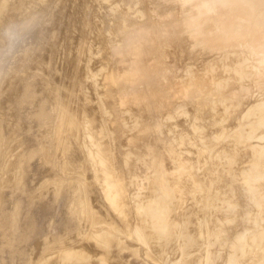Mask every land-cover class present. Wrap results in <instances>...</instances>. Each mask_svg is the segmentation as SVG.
<instances>
[{
    "label": "rangeland",
    "instance_id": "obj_1",
    "mask_svg": "<svg viewBox=\"0 0 264 264\" xmlns=\"http://www.w3.org/2000/svg\"><path fill=\"white\" fill-rule=\"evenodd\" d=\"M5 1H8L6 4H10V2H9V0H5ZM10 1H12L11 2V6H10V8L11 7H13L14 8V6H16V5H18L16 8H14L12 11H13V14H14V12H15V10H18V12L16 11L15 13H17V14H14L15 16H14V18H12V17H10V14H12V11L10 10V8H8V6H4L5 8H7L6 10H9L8 12H6V13H3V14H1L0 15V17H2L3 19H6V17L4 16V14L5 15H7V13L9 14V16H8V18L7 19H10L9 20V22L10 23H4V22H8V20L6 19V20H3L2 18H0V19H2V21L3 22H0V24L2 25V27L3 28H1L0 29V34H1V37L0 38H2V39H0V141H1V145L0 146H2L3 147V149H2V151L0 152V228L2 227V225L4 226V224H5V222H6V220H7V223H6V226H4V229H3V227L0 229V243H2V241H3V244H2V248H1V244H0V264H32V262H33V264H60V257L58 256L60 253H62V252H64V251H62V250H64L63 248H65L66 250L68 249V246L70 247V246H72L73 247V250H76V249H79L80 247L79 246H81V244H83L84 245V242L86 241V240H88V238L89 237H87L86 235H85V233H87L88 232V230H90V229H92L93 230V228L95 227L96 228V225H98L97 226V228L98 227H101L102 225L103 226H105V227H103V228H98L97 229V232H88L87 234L88 235H90V236H92L93 234H95V235H97V234H99L100 232H102V231H105L106 232V230H104V228H107L108 229V227H110L109 228V230H111L112 229V227H113V229H114V232H116V233H114L113 232V229L111 230V232H113V234H115L114 235V237L115 238H117V239H119V237H120V239L119 240H121L122 242H124V243H118L119 244V246H118V244H116V246H118V247H112L113 245H111L110 247H109V249L107 250V251H109V253H107V251H106V253L108 254V255H105V257H107V256H110L109 254H111L112 252H113V254L109 257V259L110 260H106V259H108V258H104V260L107 262V264H121V262L120 263H118L119 261H121V260H123V261H125V262H123V263H127L128 264V261H129V259L128 258H131L130 260L132 261H129V264L130 263H139V264H141V263H143V264H184L187 260H189V264H204V263H208V264H264V208L263 209H261V206H259V208H255L256 209V211H259V212H257L258 214H254L253 212H256V211H254V209H253V207L254 206H258V205H254L253 206V204L256 202V199L258 198L259 199V195H261V194H259V193H255L254 195H257V194H259L257 197L256 196H249V192H248V189L246 188V186H244L243 184L244 183H239L238 184V178H239V176L237 177V175H236V173H233V171H234V169H235V167L237 168V166H239L240 164H239V162L241 161V163L243 164L244 163V165L246 164V162H244V161H247L248 159V161H247V164L248 163H250V161H253V152H250V151H253V149H246L247 147L248 148H251V146H252V144L254 143V146L255 147H258V146H264V137L263 138H261V137H259L260 135H263L264 136V124L262 125V126H260V127H258L253 133L251 132V131H249L250 129H247V132L248 133H251L252 135H246V134H248V133H246V132H244L243 130H245V127H244V129H242L241 128V125H239V121L242 123V122H245V120H244V118H242L243 116H242V114H244L249 108H251L252 109V107L253 106H255V105H257V104H264V68H257L259 65V63H260V60L258 59V58H256L254 55H253V53H252V51H251V48H247L245 45H242V44H239V45H241V46H239V45H237L236 47H233V48H227V49H225V50H227L226 52H227V55L230 53V54H233V55H235L236 56V58H239L240 60H241V58L242 57H247V58H245L246 60H243V61H246L245 63H246V66L247 65H249V67H250V69H251V71H254V72H250L249 71V67L247 66L246 68H247V75L244 77V79H242L244 82H242L241 84H242V86H243V89H242V93L244 94L245 93V95H242L241 93V95L242 96H240V98H239V100H238V102H237V104L235 105V107H233V108H231L230 110H229V113H228V115L226 114V112H225V117L226 118H224L225 119V121H223V118L220 120L222 123L220 124V126L221 127H219V126H211V125H209V118H208V122L205 124V120H207V119H203L204 121L202 122L203 124H205L204 126L205 127H207L206 129H205V132H207V136H206V138L204 137V138H202L201 136L203 135H205V133H204V131H203V133L204 134H199L200 135V137L201 138H197L198 136V134H196V135H194V138H193V140L196 138V139H198V140H195L196 142L197 141H199V139H200V141H202L203 143H204V140H202V139H208L207 137L209 136V134H210V132H211V134L213 135L214 134V136L213 137H215V135H217V133L219 134L218 136H219V139H218V137L216 138H213V137H211L210 138V140L208 141L209 143H207L206 142V140H205V143L207 144V145H209V144H211V145H209V146H206V144L204 143V144H201L200 146H204V147H210V148H202L201 149V147L199 146V147H197L196 145H198V143H196L195 141H192L191 142V139H190V141H188L189 139L188 138H190V137H188V138H185L186 136H189L188 135V131H186V130H181V128H180V126H177L178 124H181L182 125V121L183 120H185V119H187V118H185L184 119V117H189V116H187V115H190V117L192 116V112H196V109L192 106V104L195 106V100H197V98H195L192 102L190 101V99H187V101H189V102H191L192 104H191V107L189 106L190 105V103H188L189 105H185V104H183V105H185V107H187L186 109H188V110H190L191 112H190V114H187V113H189V111L187 112V111H183V110H185V109H182V108H184V106H182V104H180V103H178V102H180V101H183V100H181L180 99V97H178L179 98V100H177L178 102H175L176 100H175V98H176V96H177V94L178 93H176V95H173V97L175 96V98L173 99V100H175V101H169L168 102V99H170V94L168 95V99H167V101H166V103H169L168 105L169 106H171V104H175L174 106L175 107H177V106H179V104H180V106L179 107H177V108H175V107H173V105L171 106V107H169L167 104H165V106H167V108H171V112L169 113L168 111H166L167 110V108H164V109H166L165 111H162L161 109V111L160 110H157V112H156V118L154 117L153 119H157L158 118V114H161L162 112V117H163V120H164V117H166V114H167V118H165V120L167 121L168 120V115L170 116L169 118V120L171 121V122H176L175 123V125H174V123L172 124L169 120V123H167V124H169V125H171L172 124V128L174 127V129L172 130L171 128H169V126L167 125V124H165V125H167L168 126V128L169 129H167V127L165 126V125H163L164 123H162V122H160V123H162V125L161 126H165V128H164V131H163V129H161L163 132H165V130L167 129V133L169 134L168 136L170 137V133H175L176 135V137L172 134V138H179V140L178 139H176V140H171V141H178V142H182V140H185L184 142H186L187 143V141H188V145H189V143H190V145L188 146L187 144H181L182 146H178V148L176 147V149H173V151L177 154V153H179L180 151H182L183 150V152H180L181 154L182 153H185L186 152V154H188V152H189V154L188 155H186V154H184V155H186V156H183L184 158L186 157V158H189L190 159V162L191 163H193L192 165H190L191 163H189L188 164V162L187 163H185L184 162V160L185 161H187L188 159H184V158H182L181 156H180V154H177L178 156H180L177 160H180V162L179 161H176L175 160V158H176V155H175V153H174V157L172 158V156L170 157V159H169V162H171L172 161V159L175 161V162H178V163H180L181 164V168L183 169V170H185V166L187 167V165H188V167L186 168V170H188V172H185V171H182L181 170V168L179 169L178 168V172L180 173L179 175H181V171L183 172L182 174H183V177H181V178H184V177H186V176H188V177H190L189 178V180L191 179V178H193L194 179V177L196 176L195 174H196V172H200V171H202V172H204V168H203V166L202 167H200V165L202 164L201 163V161L202 160H204V164H205V166H207V162H211L212 160H210V158H212L213 157V155H214V157L216 158V159H213V161L215 160L216 162H212V164L214 165L213 167L210 165L211 163H209L208 165H210V166H207V167H205V172H204V174H200V173H197V176L196 177H198V174H200V175H202V178H201V176H199L198 178H195L194 180L193 179H191L190 181L191 182H189V181H186L184 184H187V182L189 183V185H190V183H191V185H193L192 184V182H194V184L195 185H197L198 183H196L197 181H200V179H202L201 181H202V183H200V185H201V189H199L200 188V186L198 187V185H197V187L196 186H194L193 185V187H195L196 189H198V190H202V188L204 189H206L207 191L208 190H210L211 192H212V195L213 194H215L216 192H221V187L222 188H227V187H224L223 185L221 186V184H226V180H231V182H237L236 184H237V186L239 185V188H237V190L239 189V191H236V188L234 187V192H235V195L232 193L233 192V190L232 191H230V189H232V185L230 186V181L229 182H227V184L226 185H228V188H230V189H228L227 188V190L226 191H229V192H231V193H228V194H225L224 192H226V191H224L223 189H222V194L221 193H219L218 192V194H219V196H217L216 198H215V196H216V194H215V196H213L214 197V199H215V201H214V203L215 202H219V201H221V200H223V197H226L224 200H226V201H224V202H221V203H219V204H213V206L212 205H210L211 207H214V205H216L215 206V211L213 210V208H210V206L208 207L207 206V209L206 208H204V207H206V205L204 206V205H202L201 203L202 202H204V203H208L207 205H209V203L210 204H212L211 202H210V200H213V199H210L209 200V202H207L208 201V198H210V197H208L211 193L208 191H206V190H202L203 192L204 191H206V193H208L209 195H207V196H203V197H208V198H206L207 200H206V202L205 201H201L202 199H205V198H200V196L203 194V192H201V191H197V193L199 192H201L199 195V197H197L198 196V194H197V196H196V194H195V192L193 191V190H195V188H193V190L190 188L191 186H186L185 188H188V190L187 189H185L184 188V185H183V183H182V190H184V192H186V193H188V194H191V192L193 191L194 193L193 194H191L190 196H192V198H193V205L194 204H196V200H198L199 201V199H200V201L201 202H197L198 203V207L196 208V207H194V206H192L191 207V205L189 206V204H191L190 202H192V200H191V197L189 198L188 197V199H190V202H189V200L187 201V200H185V196H183L184 194H180L181 193V191H180V195L182 196V197H184V203H183V201H182V203H177V206L176 205H174V206H176V208L179 210L180 209V213H182V215L180 214V216H182V217H184L186 214L185 213H187L188 214V216H190L189 214H195V216H197V215H200V216H197V217H195V216H190V217H194V219L196 218V221L194 222V221H192V220H190V219H192V218H190V219H188L187 217H185V218H187L188 219V221H191L190 223L191 224H188L186 221V226L187 227H190V231H188V229L187 228H185L186 226H182V225H184V223H182V221H178V228H181V229H183L184 228V231L185 230H187V231H182L181 229H179L178 230V228H174L171 232H170V234L171 233H173L174 234V232L176 231L177 232V230H178V232H179V234H180V232L182 231V232H184V233H182L181 232V234L179 235L178 234V232L176 233V234H174V236L172 235V236H168L167 238H163L161 241H159V243L157 242L156 243V241H153V245H155L154 247L153 246H151V244H152V242L151 241H149L150 242V244L149 243H147V241H143L142 239H136L135 237H134V232L133 233H131V231H134L135 230V228L136 227H138V225H139V220H138V218L134 215V214H131L132 212H134V211H132V208H130L131 209V213H130V211L128 210V209H126L127 207L129 208V206H131V203H128V201H130V200H134V198L132 199V197H135V198H137L138 199V201H136L137 199H135L134 201H132V203H133V205H135V204H139V201L140 202H144V203H148V202H150L151 204H154L155 202L154 201H158V200H161L162 199V197H163V194L161 193V191H162V189H164L165 187L163 186V185H159L158 187H160V186H163L162 187V189L160 190V192H159V190H156V189H158V188H154V185L155 186H157L156 184H154L155 182L154 181H156V180H154L153 181V184H152V182L150 183L152 186H153V188H154V190H156V191H154L152 188V190L149 192V190H150V187H151V185L149 184V183H147L148 181H149V175H147V174H149V171H147L148 169H150V171L151 172H153V170H154V172L157 170V172H158V169L160 168H163V167H168V165L170 164L169 162H167V166H166V164L165 163H163V165H165V166H160L158 169H157V167H156V170H155V168H153V167H155V166H153V165H151V164H149V165H147L148 163V160H149V158L150 157H147V162L146 163H143V165L145 164V166H147L146 168H145V166L143 167L142 165H139V164H141L142 163V161H141V163H140V160L142 159L141 157H140V155L138 156V154H140V152L138 151V150H140L138 147H136V146H134V147H136V148H138V149H136V151H138V154H134L135 152H134V150H132V146L133 145H131L136 139H134V136H135V134H136V131L134 132V130H133V128H136L135 127V120H132L133 122H134V124L133 123H130L129 125H131V126H133L132 127V129H128L127 127H131V126H127V127H125L124 125H125V123H129L130 121H129V119L131 120V118H129L128 116L129 115H127V113L125 114V116H127V117H125L124 116V121L125 120H127L128 119V121L126 122H123V112H119V113H121L120 115H122V116H120L119 115V113H117L118 112V110H117V112H115V110H113V109H117V108H119V107H123V106H120L119 104H118V100H117V97L115 96V95H113V94H108V93H105V94H103L104 92H102L103 91V87H101V86H103V85H98V84H96L97 82L99 83L101 80H102V76L103 75H101V73L103 74H106L105 72L106 71H108V70H110V71H112V69H113V71H114V69L115 68H118V67H116V66H114L113 67V64H111V63H113V61H109V62H105V61H103V63L106 65V66H104V64H103V66H104V68H105V71H103V72H101L100 70H98V69H100L101 67H100V65L99 64H101L102 62L100 61V60H106L105 59V57L104 58H102L103 57V54L105 53H103L102 54V52H101V50H96L97 48H100V49H107V50H109L108 49V47L109 46H111V45H108V44H106V42L105 41H109L110 40V42H111V44H117V43H119L120 44V42H117V40H116V42H115V40H113V39H116L115 37H117L116 35L113 37L112 35H109V36H111V37H113L112 39H109V40H107V37L109 38V36H108V34H113V33H108V34H105V33H107V32H105V31H110V28L109 27H111V26H109V25H106V24H108V23H110V22H113V21H116L117 22V20L116 19H114V18H118V19H121V17H122V15L124 14V10H123V8H127L128 6H129V8H127L126 10H130L129 12H126V14H124V15H127V13L128 14H132V13H134L135 12V9H136V11H138L139 12V10H137L138 8H136V7H139L140 5L142 6H140L141 8H143V7H145V5H148V6H146L147 8H151V9H155L154 11L156 12V13H151L150 12V10L151 9H149V10H145L146 8H143V10H145L146 12H147V14H148V11H149V13H151L152 15H146V13H144V11L143 10H141V8H140V12L142 11V15L143 16H140L139 14H137V15H139V18L141 17V19H139V20H142V18H145L146 20H147V22L151 25V26H154V27H157V29H156V31H157V37H160V35H162V39H164V40H160L161 42H163V41H165V39H167L165 42H170V41H172L173 39V41L175 42V43H177V45L179 46V48H180V53L179 54H177V56L179 57L180 56V54H181V56H183V54H184V56L183 57H177V59H176V56H175V54H173V52L174 53H177L178 52V50H177V48L175 49V51H172V54H173V56H175L174 58L172 57V54H171V52H167L168 53V56H169V54H170V57H167V56H165L161 51H158V50H161V47H156V48H153V47H151V44H152V40H151V38L150 39H148V38H146V37H143L142 38V40H141V42H140V44L142 45L141 46V49H142V52L140 53V54H138L135 58H133L131 55L130 56H126L125 58H126V61H125V59H124V63L126 62V63H130L131 61H135V59H137V58H141L142 59V61L144 60V58H146V62H149V64L148 65H151V64H154L155 65V67H156V69L160 72L159 74V78L162 80V79H168V78H166V77H168V76H171V78L172 77H174L175 78V80L176 81H179L180 82V80L181 79H179V78H181V76H182V78L184 77V72L186 71V74L188 75V72L190 73V71L189 70H191V68L190 67H192L193 69H194V67L196 68V66L198 65H200V62L201 61H203V62H201V64L202 63H204V61L207 59V61H211V60H216L217 58H221V57H223V56H225V54H223V56H222V53H225V50H208L209 48H205V47H207V46H202L201 44H198V43H196V42H187L188 40H189V31H188V27L190 28V30H192V26L190 25V23L187 25V24H185V23H182L181 21L183 20L182 18H181V15L182 14H186V12L189 14V12L191 11V6H192V3H193V0H142V1H140V0H120L121 1V4L119 3V1H117V0H114L115 2H116V4H118V6H123L120 10H123L122 12H119V13H123L121 16H115V14L116 13H118V11H120V10H118L119 9V7L115 4H110V2L111 1H113V0H107V1H109V2H107L106 0H102V1H99V0H96V2L98 1V3H96L95 2V0H85V3H83V7H85V4L86 3H88L89 5H86V10H85V8H83L82 7V5L81 4H79V2L80 3H82V0H46V1H44L43 3L42 2H40L41 0H32V1H34V4H33V2H31L30 0H29V2H27V6H29V7H25L26 6V1L27 0H19L20 2H17L16 0H15V2H13V0H10ZM68 1H70V3L68 2ZM72 1V2H71ZM84 1V0H83ZM143 1H145V5H144V2ZM146 1H147V4H146ZM17 2V4L16 5H14L15 3ZM40 3V5H41V3H42V5L40 6V5H38L37 3ZM101 2H103V4L101 3ZM109 5H112L111 6V8H112V10H114L115 9V14H112L113 16H114V20H111V18H108V17H105V16H109L108 14L109 13H114L113 11L112 12H110L111 10H106V9H108L109 7L107 6L108 4ZM118 2V3H117ZM140 2H141V4H140ZM21 5H20V4ZM25 3V4H24ZM68 3V4H67ZM90 3L92 4V5H90ZM99 3H101V4H99ZM112 3H114V2H112ZM123 3V4H122ZM138 3H139V5H138ZM5 4V5H6ZM32 4L33 5H36L37 4V6L35 7V6H32ZM120 4V5H119ZM143 4V5H142ZM72 5H74V6H72ZM77 5H81L79 8H77L78 6ZM96 5H98L95 9H93L92 7H94V6H96ZM113 5L114 6H117V9L116 8H114L113 7ZM128 5V6H127ZM138 5V6H137ZM21 6H22V8H21ZM31 6V7H30ZM40 6V7H39ZM88 6V7H87ZM92 6V7H91ZM149 6H151V7H149ZM82 7V8H81ZM89 7H91L90 9H89ZM103 7V8H102ZM104 7H106V8H104ZM108 7V8H107ZM19 8H21L22 10H20ZM27 8H29V10H27L26 12H25V10L27 9ZM98 8H100V10H98ZM185 10H184V9ZM79 9H84V11H86L85 13L87 14H85V13H83V12H81V13H83V14H85V15H81V13H80V11H83V10H79ZM101 9H103V11L101 10ZM5 10V9H4ZM4 10H2V11H4ZM74 10H78L77 12L78 13H80L79 14V16L76 18V16H77V14H76V12L74 11ZM93 10V11H92ZM116 10H118V11H116ZM134 10V11H133ZM157 10H158V12H157ZM184 10V11H183ZM1 11V12H2ZM11 11V12H10ZM19 11H22V12H19ZM29 11V12H28ZM92 11V12H91ZM96 11H98L99 13H97V15H95L96 13H94V12H96ZM133 11V12H132ZM153 11V10H152ZM72 12H74L73 14H72ZM91 12V13H90ZM139 12V13H140ZM160 12V13H159ZM71 13V14H70ZM94 13V14H93ZM136 13V12H135ZM134 13V16H132V18H134L133 20H132V18L131 17H122L123 19V21H125V23H123L122 25H124L125 26V29H126V27L127 28H131L132 26L130 25V23H131V21H129V26H126V22H127V19H131L132 21H134L135 19H137L138 20V17L137 16H135L136 14ZM159 13V16L161 15L162 16V18H156V15H154V14H158ZM12 14V15H13ZM74 14H76L75 16H74ZM92 14V15H91ZM98 14H99V16L100 17H102L103 16V19L101 20L100 19V17H98ZM107 14V15H106ZM141 14V13H140ZM70 15V16H69ZM89 15H91L90 17H89ZM102 15V16H101ZM133 15V14H132ZM5 18H4V17ZM68 16H69V18H68ZM74 16V17H73ZM81 16L83 17H85L86 19H85V22L82 20V19H80L81 18ZM98 17V19L96 20V19H94L93 17ZM111 16V15H110ZM160 16V17H161ZM21 17H23V19H21ZM72 17V18H71ZM80 17V18H79ZM83 17V18H84ZM88 17H89V20H91V22L89 21V20H87L88 19ZM73 18H76L75 20H73L74 22H75V24L72 22V19ZM92 18V19H91ZM127 18V19H126ZM67 19H69L71 22H72V24H74L75 25V28L73 27V29H74V31L76 30V29H79V30H81V32L83 31V29H80L81 28V26L83 27V23L85 24L86 22H90L89 24L91 25V26H89V27H92L93 28V26H95V25H93V24H91V23H93L94 22V20L96 21V22H94V24L96 23V24H102L101 23V21H106V22H104L103 23V25H96V27L97 28H99L98 26H104L105 28H109L108 30H104V28L102 27L101 28V31L102 32H105L104 33V35L106 36L105 37V41H103L102 43L104 44H99V40L97 39V36H96V38H95V35H94V37L93 36H90L89 35V33H84L85 35H89L90 37H93V38H95V40H93L92 39V41H93V43H96V41H98V44L99 45H103V46H106V45H108V47L106 48V47H103L102 48V46H96L97 48L96 49H94L96 52L97 51H100L98 54H99V56H98V54L97 53H93L92 51V47L93 46H95V45H92L91 43H88V42H92V41H88V39H86L85 38V36H83L82 35V33H80L78 30L77 31H73L72 30V27L70 26V25H72V24H70L71 22L70 21H68ZM77 19H78V21H77ZM99 19L101 20V21H99ZM126 19V20H125ZM161 19V20H160ZM20 20H22V21H20ZM67 20V21H66ZM110 20V21H109ZM122 20H121V22H120V24L122 23ZM136 20V21H137ZM157 20L159 21H161V23L160 24H158L157 23ZM1 21V20H0ZM11 21H13V22H11ZM64 21V22H63ZM79 21H81V23L79 22ZM99 23H98V22ZM118 21H120V20H118ZM136 21H134V23H133V25L135 24V22ZM143 21V20H142ZM142 21H140V22H142ZM76 22H78V23H76ZM108 22V23H107ZM69 23V24H68ZM80 23V24H79ZM119 22H117V24H118ZM137 24L139 23V22H136ZM179 23H181V26L179 27L178 26V24ZM214 23V22H213ZM3 24H5L4 26H3ZM7 24L9 25V26H7ZM67 24V26H65ZM112 24V23H111ZM115 24V23H114ZM114 24H112V25H114ZM137 24L135 25V27L134 28H137L138 26H137ZM185 24V25H184ZM1 25H0V27H1ZM62 25H64V26H62ZM68 25L70 26V30H72V31H69L68 33L70 34H68L67 32L65 33V34H67V35H69V36H66L64 33H62V30L64 29V27H65V29H67L66 27H68ZM79 25H81V26H79ZM139 25V24H138ZM141 25H143V24H141ZM115 26V25H114ZM6 27V28H5ZM78 27H80V28H78ZM96 27L94 28V29H96ZM69 28V27H68ZM92 28H91V31H89L88 30V28H87V32H92ZM175 28H180V29H178L175 33H171ZM208 29H209V27H207ZM93 29V30H94ZM100 29V28H99ZM99 29H97V31L99 30ZM68 30V29H67ZM84 30H86V29H84ZM134 30V29H133ZM60 31V32H59ZM64 31H66V30H64ZM108 31V32H109ZM112 31H114V30H111V32ZM209 31H211L210 29H209ZM79 33L80 35H78L77 36V34H75V33ZM93 32H95V30L93 31ZM91 33V35H93L94 33ZM71 33H74V34H71ZM96 33V32H95ZM115 33V32H114ZM62 35H64V36H66V37H64L65 39H67L66 41H68V37L71 39L72 38V41L70 40V42H68V43H66L67 45H70V46H74L75 44H76V42H77V44L78 45H81V46H83L86 42H84V44H79L80 42H82L81 40L83 39L84 41H88L87 42V44H85V46H87L86 48H84V49H86L85 51L84 50H81L82 51V58H83V61L85 60L84 58L86 57V59L88 60V58H90V56H91V54H88L87 52H91L92 53V56H93V58L95 57V58H97V57H99L98 59L99 60H97L98 62H100V63H96V65L95 64H93L92 63V67H88V65H86L87 64V60H85V62L84 63H82V60H81V63H82V65H84L85 67H88L87 69H89L90 68V70L88 71L87 69H85V70H87L88 71V74H87V76L86 75H84L85 73L83 72V73H79L80 74V76L81 77H83V76H85V77H89L88 75H90L89 74V72L91 71L92 72V70H93V72H94V65L95 66H98V67H96V70H98V71H100V76H94V77H97V79H89V78H86L85 79V77H83L85 80H87L86 82H84L83 80H78V79H83V78H81V77H79V74L78 73H75V74H77L78 75V78L76 79V77H75V79L77 80H74V78H73V80L75 81V83H77L78 85H80V86H77V84H75L76 85V87H74L75 85H74V83H72V82H68L67 81V77L68 76H70L71 77V75L74 73V72H79L80 71V69L78 68H76L75 66H73V65H77V64H75V63H73V62H75L76 61V63H80V59L81 58H79V62H78V59L76 60V58L77 57H79V54H81L79 51H76V50H78V49H76L75 51V54H74V56H75V59H73L72 61H70L72 58H73V56H72V51H70L69 52V49H70V47H66V45L64 44V41H65V39H63L62 37ZM73 35H76V36H73ZM82 35V36H81ZM114 35V34H113ZM168 35V36H167ZM185 35V36H184ZM165 36V37H164ZM183 36H184V38H183ZM46 37V38H45ZM75 37H80L79 38V42L77 41V40H75V39H78V38H75ZM83 37V38H82ZM87 38H88V36H86ZM168 37V38H167ZM170 37H172V39L170 38ZM182 37V38H181ZM39 38H43L44 40H42V39H39ZM82 38V39H81ZM63 39V40H62ZM97 39V40H96ZM111 40H113V43H112V41ZM185 40H186V42H185ZM50 41V42H49ZM63 41V42H62ZM75 41V42H74ZM135 41V39L132 41V42H134ZM172 41V43H174ZM41 42H42V44L46 47H44L43 45H41ZM48 42L51 44V45H47L48 44ZM73 42V43H72ZM109 42V43H110ZM37 44V46L36 45H34V44ZM39 43H40V45H39ZM45 43V44H44ZM83 43V42H82ZM100 43H101V41H100ZM122 43V42H121ZM164 43V42H163ZM76 44V45H77ZM106 44V45H105ZM118 44V45H119ZM167 44V43H166ZM194 44V45H193ZM61 45H64V46H62L61 48H60V46ZM76 45H75V47L74 48H77L76 47ZM77 45V46H78ZM121 45H123V44H121ZM171 46V42L167 45V46ZM175 45V44H174ZM174 45H172V46H174ZM184 45V46H183ZM33 46H35V47H33ZM38 46H42L44 49V51H42L41 49H42V47L40 48V47H38ZM49 46H51V47H49ZM81 46H80V48H81ZM165 47V48H169V51H170V46L169 47ZM171 46V47H172ZM79 47V46H78ZM253 47H255V46H253ZM34 48H39V51L40 52H42L41 54H43V56H40L41 54L39 53V52H36V51H38V50H36V49H34ZM66 48H68V50L66 49ZM89 48H91V51H90V49ZM164 48V49H165ZM240 48V49H239ZM247 48V49H246ZM262 48V49H261ZM261 48H259L260 50H259V53H260V55L261 56H263L262 54H264V47H261ZM60 49H63L62 51L64 52H62L61 53V51H60ZM73 49V48H72ZM72 49H70V50H72ZM83 49V48H82ZM173 49V48H172ZM228 49H230V52H229V50ZM65 50V51H64ZM107 50H104V51H107ZM168 49H165V53H166V51H167ZM177 50V51H176ZM186 50V51H185ZM232 50V51H231ZM240 50V51H239ZM34 51V52H33ZM73 51H74V49H73ZM86 53V54H88V56H85V57H83L84 56V52ZM184 51V52H183ZM194 51H196V52H194ZM236 51V52H235ZM242 51H243V53H242ZM61 54H60V53ZM69 52V53H68ZM238 52V53H237ZM241 52V53H240ZM248 52V53H247ZM56 53H58L57 54V56H55V54ZM67 53H68V56H69V54H71V57H68L67 56ZM76 53H79V54H77V56H76ZM206 53V54H205ZM216 53V54H215ZM218 53H220V56H217L218 55ZM59 54H60V56L61 57H64V58H58L59 57ZM63 54H64V56H63ZM229 54V55H230ZM239 54H240V56H239ZM241 54H243V56H241ZM45 55H46V57L47 58H45ZM55 56V57H54ZM67 56V57H66ZM97 56V57H96ZM104 56H105V54H104ZM205 56V57H204ZM212 56V57H211ZM237 56H239V57H237ZM250 56V57H249ZM252 56V57H251ZM45 58L46 60H44L43 58ZM49 57L51 58V60H53L54 58H57V60H60V61H56V59H55V61L57 62V63H55V65H57L56 66V68H57V71H60L61 69L60 68H62L64 65L66 66V67H70V69L69 68H64V70H67L68 71V73H67V71L65 72V71H63V69H62V71L65 73L64 75H63V73L62 74H60V75H58L59 77L62 75V77H61V79L63 78L64 80H61V81H64L65 82V86H63V84H62V87H67L68 88V86L69 87H71L72 89L74 88V91H76V92H73V90H71L70 88H68V89H70L69 91L71 92H73V94H69L68 93V95H70V96H75V93H78L75 97H73V98H75V99H72V98H68V95H67V100H69V105H71L72 103L71 102H73V100L75 101L74 102V105H75V109H77V111H79V110H81L82 111V103H81V101L82 100H85V99H83V95H85L84 96V98H86V96H88L89 98L88 99H91V98H95V96L93 97V96H91L92 95V93L93 92H95V93H97V92H100V93H102V94H100V93H97L96 94V96H99V99L97 100H95V99H93V101L92 100H87V101H85V103H84V105L86 104V102H88L89 103V106L91 107V108H93V112H97V111H99V109L97 110V108L96 107H93L92 105H90V104H95V105H97V102L100 100V102H101V100H105V97H103V98H101L100 99V97H102V95L103 96H107L108 98L105 100V101H103V102H101V104L103 103V106H104V104L105 105H107L106 107H104L103 108V106H102V108L104 109V110H106L107 109V111H110V112H108L109 113V116L108 115H106L105 117L104 116H102V117H104L105 119H108V120H104L103 118H101V116L100 117H96L95 118V116H99L100 115V113H95V115H93L94 113H91L90 111H92V109L88 106V103L83 107L85 110H86V112L89 110V109H91V110H89L88 112H90L91 114H87L86 112H85V110L83 111V113L85 114V116H89V115H92L90 118H92L93 116V118H92V120L93 119H95V120H97V118H98V120L100 119H102L101 120V122H100V120L98 121V122H96V123H92L93 125H95V129L96 128H98L99 129V127H100V125L102 124V126L103 127H107V128H104L107 132H105V130H99L100 132V134H99V136H97V132H94L95 130H92L96 135H90L91 136V138L93 137V139L94 138H99L100 136L102 137V135L101 134H103V137H102V139H104V140H107V139H105V138H108L107 137V135H105V133L106 134H109L110 133V135L109 136H111L113 139H111L110 138V141L111 142H114V143H112L111 145H113L112 147L115 149V150H117L118 148L120 149V152H124L125 150H123V151H121V148H123L126 144V148L128 149V148H130V149H128V151L129 150H131V154H133V156H134V158H136V157H139V158H137L136 160L137 161H139L138 163H135V162H133V163H135V164H132V165H139L140 166V168H138L139 170L137 171V170H133L134 168L132 167V169L130 170V169H127L128 167H127V164H124V162H125V159H124V157H126V156H124V157H118L117 156V154L119 153V149L117 150L118 151V153H117V151H115L114 149H113V152L112 151H110V150H112V148H109V146L107 147V145H104L103 143H102V139H98L99 141H101V142H99V141H95V143L97 142H99L98 144L99 145H97V146H101V149L100 150H103V147L102 146H104V149L105 148H107V149H109V152L108 153H110V152H112V154L114 153V151L116 152V158H119L117 161L118 162H116L119 166H123L122 168L124 169V166H126L125 167V172L126 173H123L124 171H122V172H120V171H118L117 169L119 168V170H122V169H120L121 167H119L118 166V168H117V166H116V163H115V161H114V163L113 162H110L109 161V163H113V165L115 166V168H117V169H115L113 166H112V168L114 169V170H116V172L114 171V173H115V177H117V175H119V174H123V176H126V177H128V178H126L125 177V179H122V178H124L123 176H121V175H119L118 177H121V180H123L124 182H119L120 184H122L123 183V185L124 186H122V187H124L125 188V185H126V183H125V180H128L129 181V183L128 184H130V183H132L131 185H129L130 187H127L128 186V184H127V186H126V190L125 191H127V190H129L130 189V192H129V194H133L132 195V197H129V194L127 195V193H126V195H125V193L123 192L124 190H122V192L124 193V195L125 196H127L126 198H127V203L125 204V207H124V203H125V201L124 200H126V198H125V196H124V203L121 201L122 199V197H121V193H120V195H119V197H121V198H118L117 199V201H119V199H120V201H121V203H118L117 201V203H118V206L119 205H121L120 207H119V209H121V207H123V209H121V213H123V219H118V218H120V217H118V216H115L114 215V217L112 216L114 213H117L118 212V210L117 209H115V212H112V211H114V210H112L111 212L113 213H111L110 215H105L104 214V212H106V213H109V212H107L108 210H106L105 208H106V206H107V204H106V201H105V199H104V201H105V203H104V201L101 199V200H99V201H101L102 203H104V211L103 210H101L103 207V205H101V203H99V201L97 200V198H96V196H89L88 197V195H91V194H88V192H92V193H94L93 191L95 190V189H93V188H96V187H92V186H90L91 187V189H93L92 191H86V190H91V189H89V187H88V189H87V187H84V186H82V185H85L86 186V184H88V185H93V186H98L97 184L96 185H94V184H92V181H89V182H91V184H89V183H87L88 181L87 180H85L86 179V177H87V179H90V180H92L90 177V175H92V174H94L93 172H92V174L90 173V172H88L87 170H88V168H90V163L88 162V161H90L88 158H86V156H89L90 154L89 153H91V152H93L95 149H92V150H90L89 149V147H90V145H91V143H93L94 142V140H93V142L91 141V142H89V141H87L88 139H86L85 140V138L87 137V135L86 134H88L89 135V133L91 132L90 130V132L89 133H87L86 131H88V129L85 131V129L87 128V127H89V121H90V119L89 118H87L88 119V121H85L86 119H80L79 117H77V114H79L78 112H76V110L74 109V111L72 110L73 108H72V106H73V104L69 107L73 112H76V113H73L72 115L73 116H75V118H76V121L78 120V124H79V121L81 120V121H85V122H87V124H88V126H86V124H85V122L84 123H82L81 121H80V123L81 124H79V126L82 128V131H81V128L80 127H78V129H77V131L78 132H80V136H79V134H78V132H76V130H75V128H72V130L74 129V131L72 132V133H70L69 131V133L73 136L72 138L73 139H75L76 137L78 138V140L81 138V140H79L80 142H82V144H84V146H87L88 147V149L87 148H85L84 150H86V151H84V152H81L82 151V149H83V145L81 144V147L79 146V145H75V144H78V140H77V143H74L75 141H73V139L71 138V136L69 135V133L68 132H66L64 129L66 128V124L62 127L61 125L59 126L58 125V121H54V119H55V117H56V115H57V117L60 115V113H56V112H58V107L57 108H55L56 106H53V104H52V101H54V103L56 104L57 102H58V105L57 106H59V102L60 101H62L63 99H65V98H63L64 96H62V95H59V97L60 96H62L61 98H59V97H57V98H59V99H61L60 101L58 100L57 102L55 101V100H53V98H51L50 96V94L49 93H47V91L45 92L44 91V89H43V86H41L40 88H39V86L41 85L40 83H43V82H41V81H43L44 79H42L41 80V78H45L47 75H49L50 76V72L51 71H49V70H51V68L54 66V65H49V63L48 62H51V60L49 59ZM52 57H53V59H52ZM65 57H66V59H65ZM81 57V56H80ZM149 57V58H148ZM173 58V60H172V58ZM211 57V58H210ZM40 58V59H39ZM67 58L69 59V62H72V64L73 65H70V64H68V62H66V61H68L67 60ZM95 58H94V60L92 59L91 60V58H90V63L92 62V61H94V63L95 62H97L96 60H95ZM149 60H148V59ZM169 58H171V59H169ZM194 60H193V59ZM206 58V59H205ZM209 58V59H208ZM243 58V59H244ZM42 59V60H41ZM64 59H65V61H64ZM154 59V60H153ZM176 59V60H175ZM185 59V60H184ZM205 59V60H204ZM39 60V61H38ZM43 60H44V62H43ZM49 60V61H48ZM151 60V61H150ZM175 60V61H174ZM184 60V61H183ZM196 60H199V61H196ZM228 60V59H227ZM249 61V63H247L248 61ZM37 61V62H36ZM180 61V62H179ZM196 61V62H195ZM235 60H230V62H228V63H233ZM41 62H43L44 64H43V68L41 69V68H36L38 65L39 66H42V64H40ZM64 62H65V64H64ZM111 62V63H110ZM155 62V63H154ZM198 62V63H197ZM37 63V64H36ZM39 63V64H38ZM47 63H48V65H49V67H50V69H49V67H46V65H47ZM54 63V60L52 61V63L51 64H53ZM67 63V64H66ZM81 63L79 64V66H77V67H81L80 65H81ZM111 64L110 66H112L111 68L112 69H110V68H107V67H109V64ZM194 63H195V65H194ZM197 63V64H196ZM256 63V64H255ZM59 64H60V68H59ZM88 64H89V61H88ZM186 64V65H185ZM189 64V66H187ZM194 66H193V65ZM250 64H251V66H250ZM253 64H255V65H253ZM34 65V66H33ZM37 65V66H36ZM230 65V64H229ZM38 66V67H39ZM89 66H90V64H89ZM102 66V67H103ZM197 66V67H198ZM228 66V65H227ZM254 66H256V67H254ZM75 68V69H77V71H74L73 73H72V71H70L69 72V70H73L72 68ZM229 67V66H228ZM12 68V70H8V69H11ZM45 68L47 69V70H45ZM54 68V67H53ZM55 68V69H56ZM82 68H83V66H82ZM91 68H93V69H91ZM188 69V72H187V70H184V69ZM34 69L36 70H39V73H38V71L36 70V72H34ZM45 73V74H41L40 75V73L42 72L41 70ZM60 69V70H59ZM74 69V70H75ZM101 69H103V68H101ZM106 69H108V70H106ZM222 68H220V70H221ZM6 70H8V71H6ZM82 70V69H81ZM83 70H84V68H83ZM116 70V69H115ZM200 70V69H199ZM6 71V72H5ZM47 71H49V72H47ZM57 71L55 70V72L57 73ZM61 71V72H62ZM109 71V72H110ZM112 71V72H113ZM193 71H197V68L195 69V70H193ZM42 72V73H43ZM52 72H54L53 70H52ZM54 72V73H55ZM81 72V71H80ZM91 73L92 75H97V73H99V72H94V73ZM116 72V74H117V71H114L113 73H115ZM197 72H200V71H197ZM5 73H7V75L5 74ZM29 73V74H28ZM34 73H37V74H34ZM50 73V74H49ZM53 73V75H52V78L54 77H56V75L57 74H59V72L57 73V74H54ZM108 73V72H107ZM153 73H158V72H156V71H154V72H152L151 70H148V71H144V72H142L141 74L142 75H149V74H152V75H154ZM182 73V74H181ZM223 73H225V72H223ZM249 73H251L252 74V76H250L251 74H249ZM260 73V74H259ZM263 73V74H262ZM32 74V75H31ZM40 75L39 77L38 76H36V75ZM71 74V75H70ZM75 74H73V75H75ZM83 74V75H82ZM21 75V76H20ZM45 75V76H44ZM68 75V76H67ZM77 75H75V76H77ZM92 75H90V77L92 76ZM115 75V74H114ZM187 75H186V77H187ZM224 75V74H223ZM25 76V77H24ZM26 76L28 77L29 76V78L32 76V77H34V76H36V77H34V79H36V80H34V85H38V84H40V85H38V88H36L34 85H33V83L31 84V85H33L35 88H36V90L39 92H37L36 90L34 91L33 90V88H32V90L34 91V92H26V90L27 89H29V88H31L30 86L31 85H29V84H27L26 82H28V83H31V82H29V80H31V78L30 79H28V81H27V78H26ZM43 76V77H42ZM49 76H47L48 78H49V80L53 83V84H55V85H57L58 83L60 84V80H58L59 79V77L57 78V80L56 79H52L51 77H49ZM63 76H66L65 78L63 77ZM188 76H191V75H188ZM225 76H227L226 74H225ZM250 76V77H249ZM41 77V78H40ZM69 77V79L71 80L72 78H70ZM73 77V76H72ZM98 77H100L99 79H98ZM179 77V78H178ZM229 77V76H228ZM247 77H249V79L247 78ZM39 78V79H38ZM51 78V79H50ZM171 78H169V79H171ZM246 78H247V80H246ZM66 79V80H65ZM164 79V80H165ZM168 79V80H169ZM173 79V78H172ZM178 79V80H177ZM184 79V78H183ZM33 80H31V81H33ZM52 80H55V81H52ZM73 80H71V81H73ZM92 80V82H93V80H95L96 81V85L94 84H92L90 81ZM98 80H100V81H98ZM173 81V80H169L168 82H167V80L165 81V82H167V83H170L171 81H173V82H176V81ZM186 80V79H185ZM40 81V82H39ZM80 81H83V82H80ZM163 81V80H162ZM183 81V80H182ZM181 81V82H182ZM38 83V84H36V83ZM58 82V83H57ZM88 82V83H87ZM102 82V81H101ZM179 82H177V84H180ZM247 84H246V83ZM72 83V84H71ZM85 85H84V84ZM86 83L88 84V86H89V89L91 90V86H92V88H94L95 90H98V91H92V93H91V91H89V89H88V91L90 92L89 94L90 95H87V94H84L85 92L86 93H88L87 92V85H86ZM91 83V84H90ZM163 83H164V81H163ZM183 84H180L181 86L182 85H184L185 86V82L183 81L182 82ZM243 83H245L246 85L244 86V84ZM23 84H24V86H26L25 84H27V86H28V88H27V86H26V89L24 90L25 92H23V90H21V88H24L23 87ZM58 84V86L61 88V84L59 85ZM174 84V83H173ZM176 83H175V85H177ZM74 85V86H73ZM91 85V86H90ZM180 85H177L179 88H180ZM86 88V89H84V87ZM95 86L97 87H99V88H101L102 89V91H101V89H98V87L97 88H95ZM137 86V85H136ZM140 86V85H139ZM138 86V87H139ZM141 88H142V86H140ZM139 87V88H140ZM183 87V86H182ZM248 87V89H249V91L247 92L248 94H246V90H248V89H246ZM75 88H76V90H75ZM173 88H177V87H173ZM225 88H227V87H225ZM78 89V90H77ZM181 89V88H180ZM224 89V88H223ZM223 89H222V91H223ZM229 89V88H228ZM80 90V91H79ZM83 90H86V91H83ZM137 90H140V91H142V89H137ZM146 90V89H145ZM173 90V89H172ZM175 91H176V89H174ZM173 90V94H175V91ZM225 91H226V94H224L225 92H223L222 94H223V96L222 97H220V98H224L225 99V101H226V98H228L229 100H227V102L229 101V103H227V105L228 104H230V97H231V95L229 96V94H232V92H229V94L227 93V90L226 89H224ZM22 91V92H21ZM28 91H31L30 89L28 90ZM144 91V90H143ZM142 91V92H143ZM148 91V90H147ZM229 91V90H228ZM79 92H80V95H79ZM142 92L140 93V95L141 96H148V95H142ZM145 93H146V91H144ZM143 92V93H144ZM36 93H38V95L36 94ZM42 93V94H41ZM46 93H47V96H44V98L46 97H48L49 99L47 100V99H44L43 97H41L40 98V101H36V100H38L39 98H35V97H37V96H39V94L41 95V96H43V95H46ZM63 93V92H62ZM94 94V93H93ZM99 94V95H98ZM11 95H12V98H14V100L11 98ZM64 95V94H63ZM79 95V96H78ZM81 96V97H80ZM245 96L247 97L246 98V100H245ZM6 97H8V98H6ZM15 97L18 99V100H20L19 102H16V101H18L17 99H15ZM53 97V96H52ZM78 99H77V98ZM80 97V98H79ZM8 99V102H5V100L6 99ZM43 98V99H42ZM63 98V99H62ZM187 98H189V97H187ZM219 97L216 99V103H218L219 102V104H223L224 106H221V107H219V105H218V109H220V111H221V108H223L222 109V111H224L225 109L227 110V105L225 106V102L223 101V100H221ZM52 100V101H50L49 102V100ZM55 99V98H54ZM16 100V101H15ZM47 100V102H45V101ZM71 100V101H70ZM81 100V101H80ZM170 100H172V97H171V99ZM245 100V101H244ZM12 101H15V102H13L15 105H13L11 102ZM22 101H24V103L26 102L28 105L27 106H29V107H26V103H25V106H24V104L22 103ZM78 101V102H77ZM96 101V102H95ZM186 101V102H187ZM215 101V100H214ZM243 101V102H242ZM100 102H98L99 103V105L101 106V104H100ZM173 102V103H172ZM184 102V101H183ZM182 102V103H183ZM220 102H223V103H220ZM6 103L7 104H9V106H7L6 105ZM17 103L18 104H20V105H17ZM48 103H50L49 105L51 106V108L49 109L48 107H50L49 105H48ZM75 103H78V106H77V104H75ZM79 103L81 104V105H79ZM178 103V104H177ZM10 104H12L14 107H13V109L10 107L11 105ZM21 104L24 106H21ZM126 104V103H125ZM202 104V103H201ZM112 105V106H111ZM127 106L129 105V103H127L126 104ZM126 105H124V107L126 106ZM130 105H131V103H130ZM8 107V109L10 110V112H12V113H14V116H13V114L11 115V113H9V111L6 109L7 107ZM15 106H20V109H22V112L20 111L19 112V108L18 109H16V110H18V111H16L17 113H15ZM77 106V107H76ZM87 106V108H85ZM119 106V107H118ZM182 106V107H181ZM202 109L203 108H207V107H209V106H206V105H203L202 104ZM214 107H213V109H216L215 107L217 106H215V104L213 105ZM22 107V108H21ZM79 107V108H78ZM81 107V108H80ZM111 108V110H109L110 108ZM114 107V108H113ZM117 107V108H116ZM164 107V106H163ZM226 107V108H225ZM12 110H14V112L13 111H11V109ZM26 108V110L24 111V109ZM28 108V109H27ZM52 108H55V109H57V111L55 112L54 111V109L52 110ZM94 108H95V110H94ZM131 108H132V106H131ZM131 108H128L127 107V109H131ZM158 108H162V107H158ZM175 108V110L177 109V111H178V109L180 108L181 110H179V111H181V113H178L177 111H175L176 113H175V115H174V110L173 109ZM193 109V110H191V109ZM202 109H200V110H202ZM205 109H203V110H205ZM209 109V110H208ZM199 110V109H198ZM24 111V112H23ZM80 111V112H81ZM126 111H128V110H126ZM125 111V112H126ZM130 111V110H129ZM207 111H210V108H207V110L206 111H203V112H207ZM219 112V110H216V112ZM222 111H221V113H222ZM105 112V111H104ZM185 112V113H184ZM187 112V113H186ZM201 113H202V111H200ZM200 112H198V114H194L195 116H196V119H195V116L193 115L192 117H194V119H192V120H195V121H193L194 123L196 122V121H200V120H202V119H199V116H201L202 115V118H206V116L208 115V114H206V116H204L205 115V113H204V115L203 114H201V115H199L200 114ZM215 111H213V113H214ZM20 113H22L21 115H18V114H20ZM56 115H55V114ZM105 113H107V112H105ZM158 113V114H157ZM221 113L219 114H217L218 116H220L221 115ZM247 113V112H246ZM81 115H82V113H80ZM83 114V115H84ZM87 114V115H86ZM98 114V115H97ZM180 114H182V115H186V116H182V115H180ZM209 114H210V112H209ZM215 114V113H214ZM213 114V115H214ZM10 115L13 117V119H11V118H9L10 117ZM16 115H18V116H16ZM39 115H40V117L41 118H39ZM51 115V117L49 118V116ZM53 115H55V116H53ZM119 115V116H118ZM133 115H135V114H133ZM173 115L176 117V119L177 120H175V118L173 117ZM179 115H180V117H181V120H180V117H179ZM199 115V116H198ZM222 115H224V112H223V114ZM222 115H221V117H222ZM21 118H20V117ZM87 116V117H88ZM132 116V115H131ZM204 116V117H203ZM210 116H212L211 114H210ZM49 118L50 120L49 121H47L48 119H46V118ZM56 117V118H57ZM83 117V116H82ZM81 117V118H82ZM109 117V118H108ZM191 117V118H192ZM214 116H212V118H213ZM216 117V119L218 118L217 116H215ZM215 117L213 118V119H215ZM221 117H219V118H221ZM224 117V116H223ZM236 117V118H235ZM16 118H20L21 119V123H20V121L18 120V119H16ZM79 118V119H78ZM119 118H120V120L121 121H119ZM122 118V119H121ZM160 118H161V116H160ZM191 118L189 119H187V121H183V123H184V125L183 126H186V127H183L182 129H184V128H187V126H189V125H187V124H191L190 123V121H191ZM212 118H210L211 120H212V122L213 123H216L217 124V122H215V120L213 121V119ZM16 119V120H15ZM42 119H46V120H42ZM132 119H135L134 117H132ZM12 120H15V121H12ZM41 120H42V123H41ZM58 120V119H57ZM92 120H91V122H92ZM188 120H190V121H188ZM239 120V121H238ZM19 121V122H18ZM43 121H45L44 123H43ZM47 121V122H46ZM106 123V121H108L106 124L104 123V122ZM158 121H161V119H159L158 118ZM166 121H163V122H165L166 123ZM217 121V120H216ZM220 121H218V123L220 122ZM41 124H40V123ZM55 122H57V124L55 123ZM90 122V123H91ZM93 122H95V121H93ZM101 124H100V123ZM118 122V123H117ZM119 122L121 123L122 122V124H124L123 126H124V128H127L128 130H131V131H133L132 133H133V135L131 134V137H132V139L131 140H126V139H120L121 138V135H122V138L123 137H125L126 136V132H127V134H129L128 136H126L125 138H127V137H129L130 136V131L128 132V131H126V132H124L125 130H122L123 132H124V136H123V134H121L119 131H121V130H117V128L118 129H121V127H117V126H120L119 125ZM185 122H189V123H186V125H185ZM193 122H192V125H193ZM201 122V121H200ZM238 122V123H237ZM99 125H98V124ZM197 123V122H196ZM199 123V122H198ZM197 124V125H200L201 127H199V126H197V128H201V130L203 129L204 130V128L202 127V125L203 124ZM213 123H211V121H210V124H213ZM15 124H18L19 125V127H16V128H19L20 130H21V132L19 131V129H12V128H14L15 126H18V125H15ZM82 124H85V125H82ZM177 124V125H176ZM224 124V125H223ZM239 126H238V125ZM242 124H244V123H242ZM13 125H14V127H13ZM56 125H58V126H56ZM93 125H91L90 124V128H91V126H93ZM98 125V126H97ZM105 125V126H104ZM107 125V126H106ZM128 125V124H127ZM196 125V124H195ZM207 125V126H206ZM86 126V127H85ZM97 126V127H96ZM212 128H210V127ZM235 126V128H233ZM48 127H50V129H48ZM52 127V128H51ZM69 127V125L67 126V128ZM85 127V128H84ZM193 127H196V126H193ZM237 127H240V128H238V129H241V132L243 131V133H244V135L241 133V132H238V133H240V134H242V135H237L236 136V138H231V139H233V140H230V139H228L229 137H234V135H233V133H235V131L237 130ZM33 128H37L40 132H38V130L37 129H33ZM60 128H63V130L61 129V131L59 130ZM66 128V129H67ZM71 128V127H70ZM69 128V130L70 131H72L71 129ZM175 128H176V130H175ZM179 130H178V129ZM188 128H190L191 130H192V128L189 126ZM220 128H222L221 130H220ZM48 129V131H46ZM52 129H54L53 131L55 132V133H53V131H52ZM92 129H94V127H92ZM98 129H96L97 131H98ZM172 130V132H170L171 130ZM215 129V130H214ZM236 129V130H235ZM3 130V131H2ZM13 132H12V131ZM18 131L17 133L16 132H14V131ZM37 130V131H36ZM50 130H51V132H50ZM60 131V133L62 132V131H64V132H66V133H68V134H66V133H64L65 135H66V137L67 136H70V138H68L69 140H71L70 142H69V140L67 141H64V139L66 138L65 137V135H63V134H60V135H63L64 137H61L63 140H61V139H57V137H60V135H59V133H58V135H57V132H59ZM152 130H154V131H152ZM181 130V131H180ZM220 130V131H219ZM233 130H234V132H233ZM12 132L11 134H12V136L13 137H15V139H12L13 137H11V134L9 133V132ZM57 131V132H56ZM118 131V132H117ZM121 131V132H122ZM150 131H152V133H157V132H155L156 130H155V126L151 129V126H150ZM162 131L160 132V133H162ZM183 131V132H182ZM188 132V133H186V132ZM190 131V130H189ZM194 131V130H193ZM195 131H197V129L195 130ZM237 131H239V130H237ZM236 131V132H237ZM6 133V136L8 135V139H7V137L5 136V133ZM38 132V133H37ZM41 132H43V133H41ZM74 132H76V137H74L75 136V134H74ZM86 132V133H85ZM102 132H104V133H102ZM122 132V133H123ZM148 132H149V130H148ZM180 132H182V133H180ZM184 132L186 133V134H184ZM198 132H200V129L198 130ZM215 132V133H214ZM220 132V133H219ZM231 132H233V133H231ZM2 133H4L3 135H2ZM8 133V134H7ZM24 134L23 135V137H22V134ZM39 133H41V134H39ZM94 133H91V134H94ZM159 133V132H158ZM166 133V132H165ZM165 133H162L161 135H162V137H161V135H158V134H156V135H158L159 137L157 138L156 137V135L154 136V138H152L151 136V133L149 134V135H145V136H147L148 137V139H144V141L145 140H148V141H146L147 143L148 142H153L152 140H155L156 141V143H158L159 145H157V146H161L160 145V143L161 142H157V140L156 139H158L159 140V138L161 137V138H165V139H167V140H163L164 142H166V141H168L169 139L168 138H166V136L167 135H165ZM190 133H192V131H190ZM194 133V132H193ZM197 133V132H196ZM209 133V134H208ZM231 133V134H230ZM246 133V134H245ZM19 134H21V135H19ZM54 134H56V136L54 135ZM74 134V135H73ZM137 134H138V132H137ZM181 135V138L179 137L180 135ZM183 134V135H182ZM195 134V133H194ZM237 134V133H236ZM235 134V135H236ZM41 135V136H40ZM80 137H78V136ZM82 135H84V136H86L85 138H83V137H81ZM105 135V136H104ZM118 135H120V136H118ZM140 135V134H139ZM151 135V136H150ZM228 135H231V136H228ZM233 135V136H232ZM3 136V137H2ZM137 136V135H136ZM141 136H142V133H141V135H140V137L139 136H137V138H140V141H141ZM144 136V135H143ZM149 136H150V140H149ZM165 136V137H164ZM182 136H184V139H183V137ZM197 136V137H196ZM228 136V137H227ZM244 136H246V138H248L249 136V139H246V138H244ZM253 136V137H252ZM11 137V138H10ZM120 137V138H119ZM193 137V136H192ZM243 138L242 140V145H244L243 146V149H246L247 150V152H250V154H252V159H250L251 157L247 154V156H249L250 158H248L247 159V157L246 156H244L246 153H244L243 155L241 154V153H243V152H246L245 150H243L242 149V145L240 144L241 142H239L240 141V139H239V141L238 142H236L235 143V141H234V139L236 140V139H238V138ZM17 138H19L18 140H16ZM130 138V137H129ZM160 138V139H161ZM228 139V140H230V143H231V147H229V148H231V149H229L228 147H227V149H229V150H233V148H235L234 149V156L233 155H230L229 153V151L227 150V151H224V152H222V150L221 149H225L226 150V148L224 147V146H226V144H229L230 145V143H229V141H226L225 139ZM7 139V140H6ZM42 139V140H41ZM67 139V138H66ZM83 139V140H82ZM133 139H134V141H133ZM181 139V140H180ZM188 139V140H187ZM218 139V140H217ZM222 139V140H221ZM3 140V141H2ZM8 141L7 143H4V145L5 144H8L7 146H5V148H4V145H3V142H6V141ZM13 140L15 141L16 140V142H13ZM36 140V141H35ZM89 140H90V138H89ZM103 140V141H104ZM116 141V143H115V141ZM125 140L126 141H128L129 143H126L125 142ZM214 140V141H213ZM224 140V141H223ZM246 140H248V143H249V146H247L248 144L246 143V142H244V141H246ZM19 141V143H17ZM33 141H35V143H32ZM107 141H109V140H107ZM105 142L104 141V143L105 144H110L111 142ZM119 141H124L123 143L122 142H120V143H122L124 146H122V145H120L119 144V146H118V142ZM130 141H133V142H131L130 143ZM139 141V139L137 140V144H138V146H140L139 144L142 142V144L141 145H146L147 147H148V145H147V143L146 144H144L145 142L144 141H141L140 142ZM162 141V140H161ZM162 141V142H163ZM226 141V143H224ZM234 141V143H232ZM36 142H38L39 144V146L41 145L43 148L41 149V146L38 148V149H36V147L38 146V145H36L35 146V144H37ZM42 144H41V143ZM62 142H65V144H66V146L68 145L67 144V142L69 143V145H68V147H70V150H73V149H75V151L73 150V154H72V156H73V158L75 157V159L72 161L71 159V155H70V153H72L71 151L69 152V158H71V159H69L70 160V164L68 165V167L67 168H64L65 167V163L67 162V163H69V160L67 159V160H65L66 162L64 163L63 162V160L65 159V158H63V155L64 154H66L65 152H66V150H69V148L67 149V148H62V145L64 144V143H62ZM89 142V143H88ZM140 142V143H139ZM144 142V143H143ZM169 142V141H168ZM167 142V143H168ZM178 142H176V144L178 143ZM184 142H182V143H184ZM201 142V143H202ZM219 142H223L224 143V145H222V143H219ZM72 144V146H71V144ZM74 143V144H73ZM100 143H102L103 145H100ZM124 143H126V144H124ZM167 143H166V145H167ZM172 143V142H171ZM170 143V144H171ZM180 143H178V145H180ZM196 143V144H195ZM214 143H216V145L214 144ZM218 143V144H217ZM245 143V144H244ZM251 143V144H250ZM255 143H257V145L255 144ZM18 144H21V145H18ZM64 144V145H65ZM148 144H150V143H148ZM169 144V145H170ZM174 144V143H173ZM171 144V146H174V145H176V144ZM195 145V147H197V148H194L193 146ZM237 144V145H236ZM11 145H13V146H11ZM35 146V147H33V148H35V150H33V148L31 147V146ZM74 145V146H73ZM93 145V144H92ZM114 145L117 147L118 146V148H115L114 147ZM128 145L130 146V147H128ZM164 145V144H163ZM187 145V146H186ZM212 145L214 146V147H212ZM221 145L223 146V147H221ZM233 145V146H232ZM234 145H236V146H234ZM66 146H63V147H66ZM82 148L81 150H80V148ZM83 146V147H82ZM94 146H96V145H94ZM93 146V147H94ZM122 146V147H121ZM185 146V147H184ZM239 146H241V148L239 147ZM7 147V148H6ZM14 147V148H13ZM19 147H21L20 149H19ZM147 147H145L144 149H146ZM162 147V146H161ZM164 147H165V145H164ZM164 147H162V148H160V149H162V150H164V152H165V149H164ZM174 147V148H175ZM180 147V148H179ZM233 147V148H232ZM237 147V148H236ZM239 147V148H238ZM245 147V148H244ZM253 147V146H252ZM9 148H11V149H15V150H12V151H14L15 152V154H13L14 152H12L11 151V149L10 150H8ZM17 148V149H16ZM45 148V149H44ZM73 148V149H72ZM91 148V147H90ZM94 148H96V147H94ZM125 148V147H124ZM140 148L142 149V153L145 151L144 149H143V146H140ZM181 148H184V149H182V150H179V149H181ZM188 148V149H187ZM198 148H200V150L201 151H203V150H205V151H207V152H205V154L206 153H209L208 151H210V154H207V156H210V155H212V156H210L209 158H208V160L207 161H205L206 159H207V157L205 158V156L204 155H202L203 157H201V155H197V152H199L200 150L198 149ZM7 149V150H6ZM40 149V150H39ZM63 149H66L65 150V152L63 151ZM98 149V148H97ZM98 149V150H99ZM126 149V150H127ZM186 149V150H185ZM195 149H198V150H195ZM207 149V150H206ZM237 149V150H236ZM238 149H240V150H242V152L241 153H237V151H238ZM30 150H33V151H30ZM41 150H43V151H41ZM87 150H90L89 152H87ZM100 150L98 151V152H100ZM144 150V151H143ZM175 150H179L178 152H176ZM185 150V151H184ZM188 150H190V151H188ZM192 150H194L195 151V153L194 152H192ZM240 150L238 151V152H240ZM249 150V151H248ZM17 151H19V152H17ZM35 151V153H31V152H34ZM132 151L134 152V153H132ZM188 151V152H187ZM17 152V153H16ZM61 152V153H60ZM64 152V153H63ZM96 152V151H95ZM94 152V153H95ZM125 152H127V151H125ZM125 152L123 153V155L125 154ZM149 152V151H148ZM147 152V150H146V152H144L145 154H143V155H145V156H150V154ZM18 153H21V156H20V154H18ZM29 153H31V154H29ZM83 153H87V155H83ZM108 153H104V154H106L107 156H105V155H103V156H105V158L106 157H109V156H111V154H109L108 155ZM201 153H203V152H201ZM200 153V154H201ZM7 154H9V155H7ZM92 154V153H91ZM115 154V153H114ZM113 154V155H114ZM120 154V153H119ZM194 154H196V155H194ZM232 154V153H231ZM236 154H237V156H236ZM67 156H68V153L66 154ZM121 156H123L122 154H120ZM142 155V156H143ZM228 155H230V158H231V156H232V158L230 159V161H228ZM11 156V157H10ZM14 156V157H13ZM91 156H93V155H91ZM91 156H89V157H91ZM95 157H97V155H94ZM93 156V157H94ZM132 156V155H131ZM145 156H143V158L145 157ZM64 157H65V155H64ZM95 157L93 158V160L95 159ZM129 157H130V155H129ZM197 157V159L200 157L201 159L200 160H197V159H195ZM227 157V158H226ZM234 157L235 158H237V159H239V162L237 163L236 162V164H235V161H233L234 160ZM245 157H246V159L247 160H245ZM13 158L15 159V161L13 160ZM85 158H86V160H88L87 162L88 163H85ZM114 158V157H113ZM112 158V156H111V159H113ZM120 158H123V159H120ZM134 158H131V159H134ZM146 158V157H145ZM172 158V159H171ZM181 158L183 159L182 161H181ZM204 158V159H203ZM63 159V160H62ZM97 159H98V157H97ZM130 159V158H129ZM128 158L126 159L127 160V163L130 161V163L133 161V160H129ZM167 159V160H168ZM80 160L81 161H84V164H86V168H85V166L83 167V162H81V164H80ZM91 160H92V158H91ZM108 160H109V158L108 159H106L105 161L106 162H108ZM114 160V159H113ZM112 160V161H113ZM124 162H123V161ZM129 160V161H128ZM136 160H134V161H136ZM144 160V159H143ZM167 160H165V161H167ZM191 160H193V161H191ZM228 161V162H225V161ZM236 160V159H235ZM64 163V164H61L62 162ZM122 161V162H121ZM145 161H146V159H145ZM196 161H198V162H200L201 164H199L198 162H196ZM236 161H238V160H236ZM91 162V161H90ZM144 162V161H143ZM185 164H184V163ZM230 162H232V163H234V165H235V167H231V168H234L233 170L230 168V165H228V164H231V165H233L232 163H230ZM67 163H66V165H67ZM95 163V162H94ZM94 163H93V165H94ZM98 164H99V162H97ZM122 163L124 164V165H122ZM130 163H128V164H130ZM150 163V162H149ZM172 163V165H170L169 167H171V168H167L166 170L168 171H166L167 173H169V172H173V171H169V170H174L175 172H173V174H175V173H177V171L173 168V167H175V168H177L178 167V165H180V164H178V165H175V164H173L174 162H171ZM195 163H197V165L199 166V168L201 169H198V167H197V165H195ZM215 163V164H214ZM226 163H227V166H224V164L226 165ZM88 164L90 165L89 167H88ZM177 164V163H176ZM238 164V165H237ZM100 165V164H99ZM99 165H97V166H99ZM108 165H110V164H108ZM175 165V166H174ZM196 167H195V166ZM237 165V166H236ZM96 166V165H95ZM129 166V168L131 167L130 165H128ZM148 166H153L152 168H150V167H148ZM184 166V167H183ZM224 166V167H223ZM229 166V167H228ZM32 167V168H31ZM88 167V168H87ZM142 167L143 168H145V169H142ZM191 167V168H190ZM192 167H195V169L197 170V171H195V172H192ZM227 167H228V169H227ZM246 167V166H245ZM245 167H241V169H245L244 171H247V170H249V172H250V170L251 169H248L249 167H251V163L250 164H248V166H247V169L245 168ZM69 168V169H68ZM83 168V169H82ZM86 169V173H84L85 171V169ZM110 168H111V165H110ZM109 168V169H110ZM173 168V169H172ZM189 168V169H188ZM211 168V169H210ZM227 169V171L229 170V172H230V169H231V171L232 172H230V173H232L233 174V177H231L230 175H232V174H227V171H226V169ZM230 168V169H229ZM261 168L262 169H264V159L262 160V165H261ZM79 169H81L80 170V172H79ZM91 169H92V166H91ZM93 169H95V167L93 168ZM136 169V168H135ZM143 171H142V170ZM159 169V170H160ZM191 169V170H190ZM239 170H241L240 168H238ZM238 169H237V173L239 174V172H238ZM90 170V169H89ZM95 170H97V169H95ZM99 170H101V169H99ZM128 170H130V171H128ZM145 170V171H144ZM200 170V171H199ZM207 170H209V174L208 175H206L207 174ZM77 171L79 172L78 174H77ZM82 171H84V172H82ZM91 171V170H90ZM111 171V173L110 174H112V172H113V170L112 169H110L109 171H108V173ZM132 171V173H134L135 171H137V172H139L137 175H139L140 174V172H143V173H147L146 175L144 174V175H140V176H144L143 178H141V177H139V176H136L135 174L136 173H134V175H132V177L134 176V178H132L133 180L134 179H137V178H139V180L137 179L136 180V182H138L137 184H134V183H136L135 181H131L130 182V180L131 179H129V178H131V172ZM165 171H162L161 170V172H163L162 174H164V172ZM194 171V170H193ZM213 171V174H211V172ZM243 171V172H244ZM96 173H95V175L96 176H92V178L94 177L95 179H93L94 181V183H95V181H96V177H98V176H100V177H98V179L97 180H99V181H102L103 179H105V177L103 178V176H104V174L102 175V179L100 180V178H101V173H98L97 174V171H95ZM99 172V171H98ZM102 172V171H101ZM120 172V173H119ZM127 172H129V173H127ZM150 172V174L151 175H153L154 176V174L153 173H151ZM235 172V171H234ZM241 172V171H240ZM243 172H241L240 174H242ZM248 171L247 172H245V173H249ZM89 175H88V174ZM104 173V172H103ZM106 173H107V171H106ZM118 173V174H117ZM158 173H160V172H158ZM80 174H82L81 176V178H82V180L84 179L85 180V182H86V184H79V183H82L83 181L82 180H80V177H79V179H78V183L75 181V184H77V186H79V187H77L76 185H73V179L75 180V178L74 177H78V175L80 176ZM83 174H85L86 175V177L85 176H83ZM110 174H106V175H110ZM128 174L130 175V176H128ZM142 174V173H141ZM239 174V175H240ZM76 175V176H75ZM98 175V176H97ZM165 175H167V174H165ZM169 175V174H168ZM170 175L173 177V176H177L178 175V173H177V175L175 174V175H172V173H170ZM169 175V176H170ZM185 175V176H184ZM204 175V176H203ZM205 175H206V177H205ZM214 176V178L212 179H209L207 176H210V177H213ZM24 176H25V178H24ZM146 176L148 177V180L146 179ZM157 176H160V177H162V175L161 174H158ZM241 177H242V175H240ZM84 177V178H83ZM151 177V176H150ZM155 177V176H154ZM188 177H186V180H188L187 178ZM203 177H205V179L203 178ZM223 177V178H222ZM224 177H225V180L224 181H221L222 179H224ZM231 178V179H228V178ZM163 178V177H162ZM177 178H178V176H177ZM181 178H179V179H181ZM200 178V179H199ZM206 178H208V179H206ZM119 179V178H118ZM151 179V181L153 180V177H151L150 178ZM155 179V178H154ZM156 179H158V177L156 178ZM171 178H169V184H170V181H174V182H171V184L172 183H175V186H176V184H177V179H171ZM178 179V180H179ZM196 179H199V180H197L196 181ZM208 180L209 182L210 181H212L213 180V184H215V185H213V184H211V183H209L208 181H204V180ZM237 179V180H236ZM241 178H239V181H242V180H240ZM185 180V178L183 179V181ZM233 180H236V181H233ZM13 181V182H12ZM104 181V180H103ZM120 181V180H119ZM206 182V183H204V182ZM8 182H11L13 185V191H11L10 192V190H12V188L11 187H7V189H9V190H7L6 192H5V185L6 184H8ZM85 182H83V183H85ZM97 182V181H96ZM164 182H166V180L164 181ZM221 182H223V183H221ZM260 182H261V184H260ZM260 182L258 181V183H255V184H257L258 186H256V189L258 190V191H260L259 189L260 188H262L263 186H264V179L263 180H260ZM71 183H72V185H71ZM99 183V185H101V183H103V182H98ZM125 183V184H124ZM167 183V182H166ZM203 183L205 184V185H207L208 186V183L209 184H211L210 186V188L211 189H208L209 187H207V186H203ZM59 186H58V185ZM147 184H149L148 186H150L149 188H147L148 186H147ZM165 184V183H164ZM56 185V186H55ZM119 185V184H118ZM174 185V184H173ZM188 185V184H187ZM213 185V186H212ZM261 185H262V187H261ZM11 186V185H10ZM72 186H76L77 188H80V187H83V188H86V189H79V190H81V191H79L78 189H76L75 187H72ZM102 186V185H101ZM242 186V187H241ZM255 186V185H254ZM2 187H5L4 189L2 188ZM213 187V188H212ZM43 188V189H42ZM74 188V189H73ZM100 188V187H99ZM99 188L97 187L96 188V190H97V192H96V190H95V194H99L98 196L100 197L101 196V198L103 197L101 194V192L99 191ZM259 188V189H258ZM4 191H3V190ZM42 189V190H41ZM76 189V190H75ZM122 188H120V190H121ZM149 189V190H148ZM189 189H191V190H189ZM213 189V190H212ZM246 189V190H245ZM255 189V190H256ZM264 189V188H263ZM39 190H41V191H39ZM74 190H75V193L77 192V190L79 191V192H81L82 193V191L83 192H85L86 191V194L84 193H82V196H86L87 194V198H85V196H84V199H87V200H84V199H82V196H80L79 194H77V193H79V192H77L76 194H74ZM85 190V191H84ZM187 190V191H186ZM10 193H9V192ZM146 191L149 193V194H147L146 193ZM188 191H191V192H188ZM263 191V190H262ZM100 192V193H99ZM152 192V193H151ZM214 192V193H213ZM237 192V193H236ZM117 194H118V192H116ZM122 193V194H123ZM2 194V195H1ZM9 194H10V197H12V198H10L9 197ZM179 194H178V192H177V194H176V196L178 195V197H179ZM195 194V195H194ZM225 194V195H224ZM232 194V195H231ZM262 194H263V192H262ZM81 197H79V196ZM94 195V194H93ZM247 195L250 197V198H252V199H254V200H250L249 201V197L247 198ZM251 195V194H250ZM19 196V197H18ZM21 196V197H20ZM75 196H78V198H80L81 199V201L80 202H83L82 200H84V201H87L88 202V205L91 203V200L90 199H93L92 200V202L94 201V203H99L98 204V206H95L94 205V203H92L94 206H92V207H94L93 209H95L96 207L98 208H96L95 210H97L96 212H101V214L103 213V215L104 216H101V214L100 213H96L95 212V214L96 215H94L93 214V212H94V210L92 209V212H91V208H89V207H91V205L92 204H90V206L89 207H85V204H83V203H80L79 201L77 202L75 199L77 198V197H75ZM186 196H189V195H186ZM220 196L222 197V199L220 200V199H218V200H216L218 197L220 198ZM91 197V198H90ZM93 197V198H92ZM196 197V198H195ZM212 197V198H213ZM254 197V198H253ZM8 198V199H7ZM15 198V199H14ZM17 198H18V202H17ZM104 198V197H103ZM129 198H131L130 200H129ZM175 198H177V197H174V199ZM181 197H179V199H180ZM187 198V197H186ZM197 198H199V199H197ZM261 198V197H260ZM11 201H10V200ZM95 199L97 200V201H95ZM100 199V198H99ZM179 199H176V200H178V201H180L181 202V200H179ZM257 199V200H258ZM9 200V201H8ZM19 200H21L20 202H22V203H25V204H23V207H18V208H20L19 210L18 209H16V214H13V212L15 211V207H17V205H20V204H15L14 202H17V203H19ZM23 200V201H22ZM74 200V201H73ZM79 200V199H78ZM89 200V201H88ZM175 200V201H176ZM230 200V202L231 203H229V205H228V203H227V201H229ZM8 202V206H6L5 204ZM135 201L136 202H138V203H135ZM186 201V202H185ZM252 201H254V203H252ZM77 202V206H79V204H80V206L79 207H82V209L84 208V209H86V210H84V214L81 216L80 215V219H81V222H85L84 221V219H86L87 217H89L88 215H90L91 217H92V215H94L96 218H98L97 216H101L102 218L101 219H105V217H106V220H105V222H107V220H108V218H110V217H113V218H111V219H109L108 221L111 223L112 221H113V219H118V220H121V221H119L120 223L118 224V226H122V225H125L126 224V226H122V228H125L126 230H125V232H123V230L124 229H121V230H116V229H118L117 227H115V226H117V222L115 221V223H114V221L111 223V224H109L108 222L107 223H101L102 221H104V220H99V222H98V219L97 220H95L96 222L94 223V220H92L93 222L92 223H94V224H96L97 222H98V224H96V225H93V224H91L90 223V219H88L89 220V223L87 222L88 220H86V222L88 223V224H91V226H90V229H86V228H88L89 227V225L87 224V223H85L84 225H88V226H82V224H80L79 226H77L78 225V223H75L74 221H72L71 219H73V220H75L74 219V217H75V215L73 216V211H77L78 212V209H76L77 207H75L76 205H75V203ZM10 203V204H9ZM11 203H13V204H15V206H11V205H13V204H11ZM74 203V204H73ZM116 203V204H117ZM123 203V204H122ZM226 203H227V205L229 206H227L226 205ZM6 206H4V205ZM73 204V205H72ZM81 204H83V205H81ZM129 204V205H128ZM151 204H147V207H150V206H152ZM174 204V203H173ZM232 204V205H231ZM22 205V204H21ZM123 205V206H122ZM188 205V206H187ZM230 205H231V207H230ZM5 208H4V207ZM72 206H74L75 207V210H74V208L72 207ZM84 206V207H83ZM197 206V205H196ZM202 206V207H201ZM204 206V207H203ZM3 207V209H1ZM8 207V208H7ZM102 207V208H101ZM116 207H117V205H116ZM133 207V206H132ZM188 208V209H185L186 210V212H183L184 211V208ZM199 207H201V210L199 209V211H201V212H203V210L205 209V212H207V211H209V210H212V212H215L214 214H215V216L213 215V213H212V216H210V218L213 220V219H216V220H213V222H211L210 223V225H208L207 223L205 224V221H206V219L205 220H203L202 222H201V224H199L200 222H198V221H200V220H202V218H207V216L208 215H211V213H210V211L208 212V213H210V214H207V216H204V214L203 213H205V212H203V213H200V212H197V213H195V211H193V210H195V209H197L196 211H198V208ZM22 208H23V211H21L22 210ZM89 208V209H88ZM101 208V209H100ZM175 208V207H174ZM175 208V210L174 211H170V213H169V215L172 213L173 214V216L176 214H178V210ZM191 208H193V210L191 209ZM195 208V209H194ZM12 209V210H11ZM125 209L127 210V213H124L125 212ZM158 209V208H157ZM183 211H182V210ZM189 209H191L194 213H190V212H192V211H190ZM203 209V210H202ZM249 210L248 211V213H246V211L247 210ZM258 209H260V210H258ZM14 210V211H13ZM88 210H89V212L91 213H88V215H87V212H88ZM101 210V211H100ZM190 211L189 213H188V211ZM246 210V211H245ZM253 212H252V211ZM262 210V211H261ZM103 211V212H102ZM176 211V212H175ZM182 211V212H181ZM18 212H22L21 214L20 213H18ZM77 212H75L74 214H77ZM82 212H78V214L79 213H82ZM174 212H175V214H174ZM252 214H251V213ZM128 213H130V214H128ZM199 213V214H198ZM250 213V214H249ZM78 214H77V216L76 217H78ZM97 214H100V215H97ZM118 214V213H117ZM116 214V215H117ZM172 214H171V216H169V217H172V219L171 218H169L168 217V215L166 216V218L168 219V221H169V223L172 221L173 223V227H175L177 224L176 223H174L175 221H177L179 218H178V216H176L175 215V218H176V220L174 221L173 219H174V217L172 216ZM183 214H184V216H183ZM197 214V215H196ZM206 214V213H205ZM245 214H247V216L249 217V216H253V215H255L254 217H249L248 218V220H247V216H245L244 217V215ZM249 214V215H248ZM71 215V216H70ZM86 216V218H85V216ZM119 215V214H118ZM131 216V218H133L134 216V218L133 219H137L138 221H135V220H130L131 218L129 217V216ZM153 215H155V216H160V211L159 210H154L153 211ZM72 216H73V218H72ZM83 216H84V218H83ZM187 216V215H186ZM256 216L259 218V219H257L256 220ZM75 217V218H76ZM108 217V218H107ZM118 217V218H117ZM126 217H127V221H126ZM182 217H180L182 220L184 219V218H182ZM199 217V218H198ZM200 217H202L201 219H200ZM212 217H214V218H212ZM4 218H6V220L4 219ZM129 218V219H128ZM198 218V219H197ZM208 218H209V216H208ZM207 218V221H208V223H209V220H211V219H208ZM246 218V219H245ZM32 219H34V221L36 220V223H34L33 221H32ZM193 219V220H194ZM200 219V220H199ZM251 219V220H250ZM4 220V221H3ZM28 220V221H27ZM71 220V221H70ZM76 220H77V218H76ZM75 220V221H76ZM83 220V221H82ZM112 220V221H111ZM117 220V221H118ZM122 220H123V222H124V224H122L121 225V222H122ZM180 220V219H179ZM27 221V223H31V224H29L30 226H32L33 224H35V226H36V228H34L33 226V228H30V226H29V228H27L28 227V224L26 225L27 227H25V225L24 224H26L25 222ZM69 221V222H68ZM77 221H79L80 222V220L78 219ZM76 221V222H77ZM71 222V224L74 222L75 224H76V226L77 227H80V226H82L81 228H79V229H77L76 230V226L74 225L73 226V224H72V226H73V231L72 230H70V232H72L71 233V235H69L68 236V234H65V233H68L69 231V229H66V227L67 228H69L70 227V229H71V224H69ZM80 222V223H81ZM130 222H132V223H130ZM134 222H136V223H138V225H136V223L135 224H133ZM182 224H181V223ZM204 222V223H203ZM3 223V224H2ZM194 223H196V226L195 225H193L194 227H191L192 226V224H194ZM67 224V225H66ZM107 224H109L108 226H107ZM115 226H114V225ZM179 224H181V225H179ZM207 226H210L209 228L208 227H205V225ZM7 225H8V227H7ZM21 225H23L25 228H27L25 231H26V234H25V231H23L24 229H20L21 228ZM101 225V226H100ZM131 225H136V226H132L133 228H131L130 226ZM190 225V226H189ZM201 225H203V226H201ZM69 226V227H68ZM93 226V228H91ZM107 226V227H106ZM140 226V225H139ZM200 226L201 227H203V229H204V227L205 228H208V229H205V230H203L202 228H200ZM24 227H22V228H24ZM63 227H65V230L66 231H64V230H62L63 229ZM85 227V228H84ZM172 227V228H173ZM82 228H84V231H83V229ZM121 228V227H120ZM196 228H198V232L200 233V230H201V233H203V234H200L199 235V233H197V231L195 232V231H192V230H196ZM20 229V230H19ZM31 229V230H30ZM32 229H36V230H32ZM82 230L83 231V234L84 235H82V233H81V235H79L80 236V238L81 237H83V236H85L87 239L84 241V240H82L81 241V243H80V241L78 242V239H75V240H77L76 242H75V240H73L74 241V244L72 245V244H67V243H73V241H70L73 237H75V235H77V233L78 234H80L79 233V231L78 230ZM100 229V232H98V230ZM130 230V229H133V230H130V231H127V230ZM150 229V228H149ZM169 230H170V228H168ZM176 229V230H175ZM211 229V230H210ZM30 230V233H27V231H29ZM80 230V231H81ZM85 230H86V232H85ZM91 230V231H92ZM96 230V229H95ZM94 230V231H95ZM109 230H107L108 232H109ZM175 230V231H174ZM206 230H210L209 232H207ZM20 231V232H19ZM24 232V234H25V238H23L24 237V235H23V233L22 232ZM32 231V232H31ZM68 231V232H67ZM77 233H76V232ZM145 231H150V230H148V227H145ZM203 231H206L205 233H206V235H204L205 233L203 232ZM65 232V233H64ZM85 232V233H84ZM120 232V233H119ZM131 233V234H126V233ZM187 232V233H186ZM189 232H190V234H191V232H195L196 233V235H195V233L192 235H190V236H196V241L193 239V243L190 241V239L189 240H186V241H183V240H185L186 238H187V234H189ZM74 233V234H73ZM89 233H91V234H89ZM208 233V234H207ZM258 233H261V234H259V235H257ZM72 234L74 235L73 237H71L72 236ZM121 234V235H120ZM177 234H178V236H177ZM184 234H186V235H184ZM15 235H17V236H19V237H14ZM62 235H65V236H67V237H65V236H62ZM175 235H176V237H175ZM182 235V236H181ZM79 236H76V237H78L79 238ZM181 236V238H180V240L181 239H183V237L185 238V239H183L182 241H180V240H177L178 239V237H180ZM199 236V237H198ZM8 237H11V239L10 238H8ZM12 237H13V239L15 238V240H13L12 239ZM27 237V238H26ZM64 237V238H63ZM71 237V239H69V242H67L68 241V238H70ZM171 237H173L174 239H171ZM189 237V236H188ZM9 239V240H7V242H6V239ZM21 238V239H20ZM79 238V239H80ZM193 238H195V237H193ZM18 239V241H16ZM20 239V240H19ZM74 239V238H73ZM85 239V238H84ZM10 240H12V241H10ZM22 240H24V242H22ZM36 240H37V242L39 243V244H41V246L39 245V246H37L36 244ZM151 240V239H150ZM8 241L10 242V243H8ZM15 241V244L13 243ZM27 241V242H26ZM84 241V242H83ZM139 241H141L142 242V245H140L141 243L139 242ZM18 242V243H17ZM35 242V243H34ZM41 242V243H40ZM83 242V243H82ZM86 242H89V241H86ZM85 242V243H86ZM114 242H115V239H114ZM114 242H112V243H114ZM143 242L145 243V244H143ZM5 243V244H4ZM12 243V244H11ZM18 245H17V244ZM20 243H22L21 245H20ZM75 243H77V245L75 246ZM78 243H80V245L78 244ZM91 244L93 243L92 241L90 242ZM13 244L15 245L14 247H13ZM48 244V245H47ZM146 244H147V246H146ZM160 244V245H159ZM8 247H7V246ZM12 245V248L13 249H15V251L13 250V249H10L11 246ZM34 245H36V249H38V252H37V250L35 251V252H33L34 250L32 249L33 247L32 246H34ZM65 245V247H63ZM68 245V246H67ZM94 244H92V246H90L89 245V243L88 244H85L84 246H89V248L88 247H83V246H81V247H83V248H80L81 250H82V252L86 255V257L88 258V256L89 255H92V256H89L90 258H92V259H90L89 261L90 262H94V260L95 259H93V257L94 258H99L98 257V254L99 253H96V252H99L100 250L99 249H97V250H99V251H97V250H92V247H95V246H93ZM115 245V244H114ZM128 247H127V246ZM159 245V246H158ZM16 246H20V247H16ZM75 246V247H74ZM79 248H78V247ZM37 247H39V248H37ZM61 247H63V248H61ZM67 247V248H66ZM125 247H127V251H125ZM159 247V248H158ZM7 248V249H6ZM71 248V247H70ZM69 248V249H70ZM76 248V249H75ZM97 248V247H96ZM111 248H115V250H117V251H115L114 249H111ZM117 248V249H116ZM122 248H123V251H125L126 253H127V255H130V257L129 256H127L125 253L124 254H122V253H120L119 252V250H121L122 251ZM34 249H35V247H34ZM61 249V250H60ZM93 249H95V248H93ZM111 249V250H110ZM129 249H131V250H129ZM2 250H3V252H2ZM8 250V251H7ZM10 250H12V251H14V252H12V251H10ZM18 250H20V252L22 253H20V252H18ZM30 250H32V251H30ZM60 252H59V251ZM70 250H72V248L70 249ZM83 250H85V252L83 251ZM114 250V251H113ZM5 251H7L8 252V254H6L5 255ZM89 251V252H88ZM122 251V252H123ZM131 251H133L134 253H132ZM6 252V253H7ZM11 252V253H10ZM17 252H18V256H17ZM31 252H32V254H34V255H32L31 254ZM86 252H88L89 254L87 255L86 254ZM93 252V253H92ZM129 252L130 253H132V254H134V255H132V254H129ZM13 253V254H12ZM102 253V252H101ZM101 253L99 254V256L101 257L102 255H104V254H102L101 255ZM105 253V254H106ZM11 254V255H10ZM97 254V255H96ZM124 255V257H125V255H126V258L127 259H123V258H121V257H119V256H122V255ZM260 254H263V256H261V257H259V255ZM31 255L34 257L33 258V261H32V257H31ZM117 255H119V256H117ZM21 256V258H19ZM114 256V257H113ZM112 257H113V259H112ZM123 257V256H122ZM30 258V259H29ZM59 258V259H58ZM96 258V259H97ZM115 258V259H114ZM119 258V259H118ZM111 259H112V261H111ZM121 259V260H120ZM30 260V261H29ZM88 260V259H87ZM32 261V262H31ZM108 261H110V262H112V263H109ZM134 261V262H133ZM232 261V262H231ZM91 263V264H92ZM122 263V264H123ZM64 264H66V263H64Z\"/></svg>",
    "mask_w": 264,
    "mask_h": 264
},
{
    "label": "bare ground",
    "instance_id": "obj_2",
    "mask_svg": "<svg viewBox=\"0 0 264 264\" xmlns=\"http://www.w3.org/2000/svg\"><path fill=\"white\" fill-rule=\"evenodd\" d=\"M16 1H17V2H20L21 0H20V1H19V0H16ZM30 1L33 2V4H34V1H32V0H30ZM35 1H36V0H35ZM37 1H38V0H37ZM44 1H46V0H44ZM44 1L41 0L40 2L43 3ZM79 1H80V0H79ZM99 1H102V0H99ZM106 1H107V0H106ZM117 1H119V3L121 4V1H122V0H121V1H120V0H117ZM140 1H142V0H140ZM5 2L7 3L8 1L0 0V15L9 11V10H6L7 8H5L4 6H8V8H10V6L12 5V4H11L12 1H10V0H9V2H10L9 5H10V6H9L8 4H6ZM13 2H15V0H13ZM17 2H16L14 5H16ZM27 2H29V0H27V1L25 2V3H26V6H25V7H29V6H27ZM68 2L70 3V1H68ZM71 2H72V1H71ZM80 2H81V1H80ZM80 2H79V4H81L82 7H83V6H84L83 3H85V0H84V1L82 0V3H80ZM95 2H96V0H95ZM107 2H109V1H107ZM107 2H106V3H107ZM112 2H114V3H112ZM122 2H123V1H122ZM143 2H144V5H145V1H143ZM25 3H24V4H25ZM42 3H41V5H42ZM96 3H98V1H97ZM101 3L103 4V2H101ZM101 3H99V4H101ZM117 3H118V2H117ZM5 4H6V5H5ZM19 4H20V3H19ZM33 4H32V6H35V7L37 6V4L40 5L39 2H38L36 5H33ZM67 4H68V3H67ZM92 4H93V3H92ZM92 4L90 3V5H92ZM102 4H101V5H102ZM107 4H108V3H107ZM110 4H114V5H115L116 2L113 0V1L110 2ZM120 4H119V5H120ZM122 4H123V3H122ZM140 4H141V2H140ZM146 4H147V1H146ZM20 5H21V4H20ZM41 5H40V6H41ZM81 5H80V6H81ZM86 5H89V4H88V3L85 4V7H83V8H85V10L87 9V8H86ZM103 5H104V4H103ZM114 5H113V7L117 9L118 4H116L117 6H114ZM138 5H139V3H138ZM138 5H137V6H138ZM142 5H143V4H142ZM148 5H149V4H148ZM148 5H145V7H143V8H146L145 10H149V9H151V8H147V7H146V6H148ZM17 6H18V5L14 6V8H16ZM40 6H39V7H40ZM72 6H74V5H72ZM77 6H78L77 8L80 7L79 5H77ZM97 6H98V5H96V6H94V7L91 6V7H92L93 9H95ZM107 6H108V7L110 6V7H109V8L107 7L108 9H106V10H108V11L111 10L110 12L113 11L114 13H109V14H108L109 16H105V17L111 18V20L116 19L117 22H119L118 24H117L116 21H113V22H110V23L107 22L108 24H106V25L111 26V27H109V28H110V31L108 30V29H109L108 27H107V28L104 27L105 25H104V26H98L100 29L96 27V25H103V23L106 22V21H104V20L101 21V20L103 19V16L101 15L102 17H100L99 14H98V17H100V19H101V20L99 19V21H101V23L103 22L102 24H96V23L94 24V22H96V21L94 20V22L91 23V24H93V25H95V26H93V28H92V27H89V26H91V25L89 24V23L91 22V20H89V17L92 15V14H91V15H89V17H88V19H87V20H89L90 22L88 21V22H86L85 24L83 23V27H82L81 25H79V26H81V28L78 27V28H80V29H83V31L81 32V30H79V29H76V30H75V31L78 30L80 33H82V35L85 36V38L88 39V41H92V39L95 40V38H96V36H97V39L99 40V44H103V43H104L103 41L106 40V39H105L106 36L104 35L105 32H107V33H105V34L113 33L114 35H113V34H108V36H109V35H112V36L114 37V36L116 35V36H117V37H115L116 39H113V40H115V42H116V40H117V42H120V44H119V43H117V44H111V42H110L109 39H112L113 37H111V36H109V38L107 37V40H109V41H105V42H106V44L111 45V46L108 47V45L105 44V45L108 47V49H109V50H107V49H105V48H104V49L97 48L96 46L99 45V44H98V41H96V43H97V44H96V43H93V41H92V42H88V41H84V40H83V39H84L83 37H82L83 39L81 38V39H82L81 41H82L83 43L80 42L79 44H84V42H86L85 44H87V42H88V43H91L92 45H95V44H96L95 46L92 47V48H93V49H92V50H93V51H92L93 53H97V54H98V53L100 52V51H97V52H96V51L94 50V49H96V48H97L96 50H98V49L101 50L102 54L105 52V53H104L105 56H104V54H103V57H102V58L105 57L106 60H104V59H103V60H100L102 63L99 64L100 67L103 68V69L100 68V69H98V70H100L101 72L105 71L104 66H106V65L103 63V61H105V62H106V61L109 62V61L111 60V61H113V63H111V62H110V63L113 64V67L116 66V65H117L116 67H118V68H115L116 70L114 69V71H117V74H116V72L113 73L114 71H113V69L111 68L112 66H110L111 64L108 63V64H109V67H107V68L112 69L113 72L110 71V70H108V69H106V70H108V71L105 72L106 74H104V73L102 74V73H101V75H103V76L101 77V78H102V80H101L102 82H101L100 80H98V81H100L99 83H98V82L96 83L95 80H93V82H92V80H91L90 82H91L93 85H94L95 83L98 84V85H100V84L102 83L101 85H103V86H101V87H103V88H102L103 91H102L101 88H99L98 86H97V87H98V89H101L102 92H104L103 94H105V93L113 94V95H115V96L117 97L118 104H119V105L121 104L120 106H123V107H119V106H118L119 108L116 107L117 109H113V110H115V112H117V110H118L117 113H119L120 111H121V112L124 111V112H123V119L121 118V119L123 120V122H125V121L127 122V121H128V119L124 121V119H125L124 116H125L126 113H127V115H129L128 117L131 118V120L129 119L130 122H129V123H128V122L125 123V125L122 124V122H121V123L119 122V125H120V126H117V127H121V129H118V128H117V130H121V131H122V130H125L124 132H126V131L129 132V131H130V136H129L130 138H129V137L125 138L126 136L129 135V134H127V132H126V136L122 138V135H121V138L119 137L120 139H123V140H124V139H126V140L129 139V140H131V139H132L131 134L133 135V133L137 130V131H136V134H135V136H134V139H136V140H135L136 142H137L138 139H139V141H140V138H137V136L140 137L141 133H142V136H141L142 139H141V141H144V139L147 137V136H145V135H149V134L151 133L152 136H151V135H150V136H151L152 138H154V136H155L156 134L161 135L162 133H165V132H166L165 135H167L166 138L169 139V140H168L169 142H168V141L164 142L163 140H167V139H165V138H161L162 135H161V137H160L161 139H160V138H159V140L156 139L157 142H161L160 145H161L162 147H164V145H165V147H164L165 152H164V150H162L163 148H162L161 146H157V145H159V144L156 143L155 140H152L153 142H148V143H150V144H148V143L146 142V141H148V140H145V141H144L145 143H144V142H143V143H144V144L147 143L148 147H147L146 145H141L142 142L140 141L141 143L139 142V143H140L139 145H140V146H143V149H144L145 147H147L146 149H144L145 151H144V150H143V151H144V152H146V150H147V152L149 151L148 153L150 154V156H149V155H148V156H145L146 154H145L144 152H143V153L141 152L142 149L140 148V146H138V144L134 141V139H133L134 142H133V141H130V143L133 142V143L131 144V145H133V146H132V150H134L136 147H138V148L140 149V150H138V151L140 152V154H138V151H136V149H138V148H136V149L134 150L135 153L132 151V153H134L135 155L138 154V156L140 155V157L142 158V159L140 160V163H141V161H142V163L139 164V163H138L139 161L136 160V159L139 158V157L134 158L133 154L130 153L131 150H129L130 152L128 151V149H130L131 147L128 145V147H130V148H128V149L126 148V145H127L126 143H129V142H128L129 140H128V141L125 140V142H126V143H124V144H126L125 146L122 144L124 141H123V142H122V141H119V142L117 143L118 146H119V144H120V145H122V146L125 147V148H124V147L121 148V151H123V150L127 151V152L124 151V152H125L124 155H123L124 152H120V149L118 148V146L116 147V146L114 145L115 148H118V149H119V150L117 149V150L119 151V153L123 155V156H121V155L118 153V151L115 150V149L112 147L113 145H111V144L114 143V142H111L112 140L110 141V138L113 139L111 136H109L110 133H109V134H106V133H105V135H107V137H108V138H105V139H107V140H109V141L102 139L103 134H101L102 137L100 136L101 138H100V137H99V138L102 139L101 141H102V143H103L104 145H107V147L109 146V148H112V150H110V151L113 152V149H114L115 151H117V153H118L117 156L119 155L118 157H124V156H126V157H124L125 162H124L123 160H122V161L124 162V164H127V167H128L127 169H130V170H131L132 167H133V168H134L133 170H137V171H138V170H139L138 168H140L139 165H142V166L144 167L145 164L143 165V163H146V162H147V157H150L149 160H148V162H147V163H148L147 165L151 164V165L155 166V167H153V166H151V167L148 166V167H150V168L153 167V168H155V170H156V167H157V169H158L160 166L163 165V163H165L166 166H167V162H169V159H170L171 156H172V158H173V157L176 155V158L174 157L175 160L180 162V160H177V159H178L181 155H182L181 157L184 158L183 156L188 155V154H189L188 151H190V150L187 151L188 154H186V152L181 154L180 152H183L182 149H184V148H181V149H179V150H182V151H180L179 153H177V154H180V156H178V155L173 151V149H176V147L178 148V146H182L181 144H187V145H188V141H190V139H191V142H192V141H195V140H198V139H196V138L193 140L194 135H196V134H198V133H199L200 135L205 133V135H204V136L202 135L201 137H202V138H204V137L206 138V136H207V135H206L207 132H205V129H206L207 127H205L204 125L208 122V118H209V120L211 121V123H213L212 120L210 119V118H212V116H214V117L217 116V117H218L217 119H216V117H215V119H213L214 117L212 118L213 121L215 120V122H217V124H216V123L210 124V121H209V122H208L209 125H211V126H214V125H215V126H219V127H221L220 124H221L223 121H225L224 118H226V117H225V116H226V115H225V112H226V114L228 115L229 110H230L231 108L235 107V105L237 104V102H238L240 96L245 95V93H244V94L242 93L243 86H242L241 83L245 81V80L243 81L242 79H244V77L247 75V68H246V67H247V66L249 67V65L246 66V63H245L246 61H243V60H246L245 58H247V57H245V58L242 57L241 60H240L239 58H236L235 55L230 54V53H231V52H230V49H228L229 52H230V53H229L230 55H229V54L227 55V52H228V51L225 50V49L236 47V46L239 45V44L245 45L247 48H251V51H252L253 55H254L256 58H258V59L260 60V63L258 64L259 66H258L257 68H264V54H262L263 56H261L260 53H259V50H260L259 48L264 47V0H193L192 6H191V11L189 12V14L186 12V14L184 13V14L181 15V18L183 19L181 22H182V23H185V24H187V25L190 23V25L192 26V30H190V28L188 27V31H189V40H188L187 42H189V41L191 42V41H192V42H196V43H198V44H201L202 46H207V47H205V48H209V49H208L209 51H210V50L213 51L214 49H215V50H221V51H222V50H225V53H222V56H223V54H225V56H223V57H221V58H217L216 60H215V59H214V60H211V61H207V59L205 58L206 60L204 59V60H205L204 63L201 64V62H203V61H201V62H200V65H199V66L197 65L198 67L196 66L197 71H200V72L193 71V70H195L196 68L194 67V69H193L192 67H190L191 65L189 66V64H188L187 66H189V67L191 68V70H189L190 73L188 72V69L185 68L184 70H187L188 75H191V76H188V75L186 74V71H185V72H184V77H183L184 79L182 78L183 75L181 76V78L178 77L179 79H181L180 82H181L182 80L185 82V83H184L185 86L182 85L183 87L180 85V84H183V83H182L183 81L180 83L179 81H176L174 77H172V78H173V79H172L171 76H168V77H166V78H168V79L171 78V79H169V80H173V81L175 80L176 82L171 81L170 83H167L169 80L164 78L165 80L162 79V80L164 81V83H163V81L159 78V75H160L159 73H160V72L156 69V67H155L154 64L148 65L149 62H146V58H144L143 61H142L141 58H137V59H135V61H131L130 63H126V62L124 63V59H125V61H126V58H125L126 56H130V55H131L133 58H135L138 54H140V53L142 52V49H141V46H142V45L140 44V42H141V40H142L143 37H146V38H148V39L151 38V40L153 41L152 44H151V47H153V48L161 47V50H158V51H161V52H162L165 56H167V57H170V54H169V56H168V53H167V52H171V54H172V51H175V49L177 48L178 52H177V53H174V52H173V54H175L176 59H177V57H178L177 54L180 53V52H179V51H180V48H179V46L177 45V43H175V42L173 41V40H174V39H173L172 41H173L174 43H172V41H170V42H171V46L174 45V44H175V45L172 46V47L169 45L170 48H171L170 51H169V48H165V47H166L170 42H168V41L165 42L167 39H165V41H163L164 43L160 41V40L162 39V35H160V37H157V31H156L157 27L151 26V25L147 22V20H146L145 18H142L143 21H142V20H139V19H141V17L139 18V15H140V16H143V15H144V14L142 15V11L140 12V8L142 7L141 5H140L141 7H140V6H139V7H136V8H138L137 10H139V12H140L141 14H140L138 11H136V9H135V12H136V13L134 12V13L136 14L135 16L138 17V20L135 19L134 21L137 20L136 22H139V23H138L139 25H138L136 22H135V24L133 25L134 21H132V20H133L134 18H132V16H134V13H132L133 15H132L131 13H130V14L127 13V15H124V14H126V12H129V11H130V10H129V11L126 10L127 8H129L128 5H127L128 7H127L126 9L123 8L124 11H123V10H120L123 6H121V5L118 6V7H119L118 10H120V11L116 10V11H118V13H116V14H115V9L112 10V8H111L112 5H109V4H108ZM30 7H31V6H30ZM82 7H81V8H82ZM87 7H88V6H87ZM91 7H89V9H90ZM120 7H121V8H120ZM149 7H151V6H149ZM14 8L11 7L10 10L12 11ZM21 8H22V6H21ZM21 8H19V9L22 10ZM102 8H103V7H102ZM104 8H106V7H104ZM143 8H141V10H143ZM4 9H5V10H4ZM183 9H184V8H183ZM2 10H4V11H2ZM27 10H29V8H27V9L25 10V12H26ZM79 10H83V11H80V13H81V12H83V13L86 12V11H84V9H79ZM95 10H96V9H95ZM98 10H100V8H98ZM101 10L103 11V9H101ZM145 10H143V11H144V13H146V15H148V14H149V15H152L153 13H156V12L154 11V10H155L154 8L150 10V12H151L152 14L149 13V11H148V14H147V12H146ZM152 10H153V11H152ZM184 10H185V9H184ZM184 10H183V11H184ZM1 11H2V12H1ZM11 11H10V12H11ZM16 11L18 12V10H15V12H16ZM74 11H75L76 14H77V16H76V18H77V17L79 16L80 13L77 12L78 10H74ZM92 11H93V10H92ZM92 11H91V12H92ZM122 11L124 12V14H123V13H119V12H122ZM133 11H134V10H133ZM133 11H132V12H133ZM15 12H14V14H17V13H15ZM19 12H22V11H19ZM28 12H29V11H28ZM91 12H90V13H91ZM103 12H104V11H103ZM157 12H158V10H157ZM73 13H74V12H72V14H73ZM83 13H81V15H82ZM94 13H96L95 15H97V13H99V12L96 11V12H94ZM94 13H93V14H94ZM159 13H160V12H159ZM159 13H158V14H154V15H156V18H162L161 15H160L161 17L159 16ZM12 14H13V11H12ZM12 14H10V17L13 16L12 18H14L15 15H14V14L12 15ZM70 14H71V13H70ZM76 14H74V16H75ZM85 14H86V13H85ZM85 14H83V15H85ZM112 14H115V16H117V17H118V16H121L122 14H123L122 17H126V16H127V17H131L132 20L126 18V19H127V22H126L127 24H126V26H129V25H128V24H129V21H131L130 25H131L132 27H131V28H127V27H126V29H125V26L122 25L123 23H125V21H123L124 19H123L122 17H121V19H118L119 17H118V18H114V16H113ZM137 14H139V15H137ZM86 15H87V14H86ZM106 15H107V14H106ZM110 15H111V16H110ZM1 16H2V15H1ZM4 16H5L6 19H7L8 16H9V14H8V13H7V15L4 14ZM4 16H3V17H4ZM69 16H70V15H69ZM69 16H68V18H69ZM74 16H73V17H74ZM144 16H145V15H144ZM5 17H4V18H5ZM83 17H84V16H83ZM83 17L81 16V18H80V17H79V18L82 19V20L85 22V19H86L85 17H86V16H85L84 18H83ZM98 17L95 16V17H93V18L97 20ZM112 17H113L114 19H113ZM0 18H2V17H0ZM71 18H72V17H71ZM76 18H73V19H72V22H73L74 24H75V22H74L73 20H75ZM2 19H3V18H2ZM2 19H0V20H1L0 22H3ZM6 19H3V20H6ZM21 19H23V17H21ZM91 19H92V18H91ZM122 19H123V20H122ZM126 19H125V20H126ZM7 20H8V22H4V23H10V22H9L10 19H7ZM67 20L70 21L69 19H67ZM67 20H66V21H67ZM118 20H120V21H118ZM121 20H122V23L120 24ZM160 20H161V19H160ZM160 20H159V21L157 20V23H158V24L161 23ZM20 21H22V20H20ZM77 21H78V19H77ZM109 21H110V20H109ZM140 21H142V22H140ZM11 22H13V21H11ZM63 22H64V21H63ZM70 22H71V21H70ZM72 22H71L70 24H72ZM79 22L81 23V21H79ZM97 22H98V21H97ZM213 22H214V23H213ZM76 23H78V22H76ZM80 23H79V24H80ZM98 23H99V22H98ZM111 23H112V24L115 23V24H114L115 26L112 25ZM68 24H69V23H68ZM74 24L70 25V26L72 27V30H73V31H74L73 27L75 28V25H74ZM104 24H105V23H104ZM136 24H137L138 27H137V28H134ZM141 24H143V25H141ZM185 24H184V25H185ZM0 25H1V24H0ZM4 25H5V24H3V26H4ZM9 25H10V24H9ZM9 25L7 24V26H9ZM62 26H64V25H62ZM65 26H67V24H66ZM70 26L68 25L69 28L66 27L68 30L65 29V27H64V29L62 30V33L65 34L66 32L68 33L69 31H72V30H70V29H71ZM178 26L180 27V26H181V23H179ZM95 27H96V29H94ZM102 27L104 28V30H108L109 32H108V31L102 32V31H101V28H102ZM129 27H130V26H129ZM207 27H209V29H210L211 31H209V29H208ZM1 28H3L2 25H1L0 29H1ZM5 28H6V27H5ZM87 28H88L89 31H91V28H92V32L95 30L96 33L93 32L94 34L91 35L92 32H87ZM84 29H86V30H84ZM93 29H94V30H93ZM97 29H99V30L97 31ZM133 29H134V30H133ZM178 29H180V28H175L171 33H175ZM64 30H66V31H64ZM111 30H114V31L111 32ZM75 31H74V32H75ZM0 32H1V31H0ZM59 32H60V31H59ZM114 32H115V33H114ZM84 33H85V34H86V33H89V35H90V36H93V37H94L95 34H96V35H95V38H93V37H90L88 34L85 35ZM1 34H2V33H1ZM1 34H0V37H1ZM68 34H69V33H68ZM71 34H74V33H71ZM75 34H77V36L80 35V34L77 33V32H76ZM65 35H66V36H69L70 34H69V35L65 34ZM82 35H81V36H82ZM62 36H63L62 38L65 39L64 37H66V36H64V35H62ZM73 36H76V35H73ZM86 36H88V38H87ZM167 36H168V35H167ZM184 36H185V35H184ZM184 36H183V38H184ZM69 37H70V36H69ZM69 37H68V41H66L67 39H65L64 44L66 45V47L68 46V47H70V49H72V48L74 49V51H73V49H72V50L69 49V52L72 51V53H73V54H72V53L70 52V53L72 54V56H73V58H72L70 61H72L73 59H75L74 54H75L76 51H79V52L81 53V54L76 53V56H77V54H79V57L76 58V60L78 59V62H79V58H81V59H80V63H81V60H82V63H84L85 60H87L85 56H88V54H91L90 58H91V60H92V59L94 60L95 57L93 58L91 52H87L88 54H86V53L84 52V51L87 49V48H86L87 46H85V44H84L83 46H81V45H78L77 42H76V44L79 46V47H78V46L75 44L77 48H74L75 45H74V46H73V45L70 46L71 44H70V45H67L66 43L70 42V40L72 41V38L70 39ZM164 37H165V36H164ZM45 38H46V37H45ZM75 38H78V39H75V40H77L78 42L80 41V40H79L80 37H75ZM167 38H168V37H167ZM170 38L172 39V37H170ZM181 38H182V37H181ZM0 39H2V38H0ZM39 39L44 40L43 38H39ZM63 39H62V40H63ZM97 39H96V40H97ZM134 39H135V41L132 42ZM184 39H185V38H184ZM113 40H111L112 43H113ZM162 40H164V39H162ZM100 41H101V43H100ZM49 42H50V41H49ZM49 42H48L47 45H51ZM62 42H63V41H62ZM65 42H66V43H65ZM74 42H75V41H74ZM102 42H103V43H102ZM109 42H110V43H109ZM121 42H122V43H121ZM185 42H186V40H185ZM70 43H71V42H70ZM72 43H73V42H72ZM166 43H167V44H166ZM44 44H45V43H44ZM118 44H119V45H118ZM121 44H123V45H121ZM34 45L37 46L36 43H35ZM39 45H40V43H39ZM41 45H43L42 42H41ZM87 45H88V44H87ZM103 45H104V44H103ZM103 45H99V46H102V48H103V47H106V46H103ZM193 45H194V44H193ZM43 46H44V45H43ZM45 46H46V45H45ZM45 46H44V47H45ZM62 46H64V45H61L60 48H61ZM80 46H81V48H80ZM169 46H167V47H169ZM183 46H184V45H183ZM239 46H241V45H239ZM253 46H255V47H253ZM33 47H35V46H33ZM38 47L41 48L42 46H38ZM49 47H51V46H49ZM107 47H106V48H107ZM175 47H176V48H175ZM45 48H46V47H45ZM82 48H83V49H82ZM84 48H86V49H84ZM164 48H165V49H168V50L166 51V53H165V49H164ZM172 48H173V49H172ZM247 48H246V49H247ZM34 49L38 50V51H36V52H39L40 54L42 53V52L39 51V48H34ZM43 49H44V48L42 47L41 50L44 51ZM66 49L68 50V48H66ZM76 49H78V50H76ZM89 49H90V51H91V48H89ZM239 49H240V48H239ZM261 49H262V48H261ZM62 50H63V49H60L61 53L63 52ZM75 50H76V51H75ZM81 50H84L83 52L85 53L84 56H83V57H85V58H84V59H85L84 61H83V58H82V51H81ZM104 50H107V51H104ZM171 50H172V51H171ZM177 50H176V51H177ZM64 51H65V50H64ZM185 51H186V50H185ZM226 51H227V52H226ZM231 51H232V50H231ZM239 51H240V50H239ZM260 51H261V50H260ZM33 52H34V51H33ZM69 52H68V53H69ZM183 52H184V51H183ZM194 52H196V51H194ZM235 52H236V51H235ZM59 53H60V52H59ZM61 53H60V54H61ZM63 53H64V52H63ZM68 53H67V56H68ZM237 53H238V52H237ZM240 53H241V52H240ZM242 53H243V51H242ZM247 53H248V52H247ZM43 54H44V53H43ZM43 54H41L40 56H43ZM57 54H58V53H56L55 56H57ZM60 54H59V57H58V58L61 57ZM71 54H69L68 57H71ZM99 54H100V53H99ZM99 54H98V56H99ZM173 54H172V57L174 58L175 56H173ZM205 54H206V53H205ZM215 54H216V53H215ZM48 56H49V55H48ZM48 56H47V57H48ZM55 56H54V57H55ZM63 56H64V54H63ZM67 56H66V57H67ZM80 56H81V57H80ZM183 56H184V54H183ZM183 56H181V54H180L179 57H183ZM217 56H220V53H218ZM239 56H240V54H239ZM239 56H237V57H239ZM241 56H243V54H241ZM47 57H46V55H45V58H47ZM66 57H65V59H66ZM88 57H89V56H88ZM96 57H97V56H96ZM172 57H171V58H172ZM179 57H178V58H179ZM204 57H205V56H204ZM211 57H212V56H211ZM211 57H210V58H211ZM249 57H250V56H249ZM251 57H252V56H251ZM42 58H43V57H42ZM45 58H43V59L46 60ZM61 58H64V57H61ZM90 58H88V60H87V64H86V65H88V67H92V66H93L92 63L95 64V65H96V63H100V62L97 61V60H99V59H98L99 57L95 58V60L97 61V62H95V63H94V61H92V62L90 63ZM148 58H149V57H148ZM148 58H147V59H148ZM171 58H169V59H171ZM173 58H172V60H173ZM243 58H244V59H243ZM39 59H40V58H39ZM49 59L51 60L50 57H49ZM52 59H53V57H52ZM55 59H56V61H60V60H57V58H54V59H53V60H54V63H53V64H51L53 60H51V62H48L49 65H54V66H53L54 68L52 67L51 70H49V71H51V72H50L51 74L49 73L50 76L47 75V76H49V77H51V78H52V75H53V73L55 72V70L57 71V68H58V67L56 68L57 65H55V63H57V62L55 61ZM65 59H64V61H65ZM176 59H175V60H176ZM192 59H193V58H192ZM208 59H209V58H208ZM227 59H228V60H227ZM232 59L235 60V61H234L233 63H228V62H230V60H232ZM247 59H248V58H247ZM41 60H42V59H41ZM44 60H43V62H44ZM67 60H68V61H66V62H68V64L71 63L70 65H73L72 62H69V59H68V58H67ZM148 60H149V59H148ZM153 60H154V59H153ZM175 60H174V61H175ZM184 60H185V59H184ZM184 60H183V61H184ZM193 60H194V59H193ZM38 61H39V60H38ZM48 61H49V60H48ZM73 61H74V60H73ZM88 61H89L90 66H89V64H88ZM150 61H151V60H150ZM196 61H199V60H196ZM196 61H195V62H196ZM247 61H248V60H247ZM36 62H37V61H36ZM43 62H41V63L39 62L40 64H42V66H39V65H38V66H39V67H38V66L36 65V66H37L36 68H38V69L41 68V67L43 68V64H44ZM179 62H180V61H179ZM39 63H38V64H39ZM48 63H47V65H46V67H49ZM73 63L77 64V65H73V66H75L77 69L79 68L81 72H80V71L78 72L77 69L72 68V67H71V68H72L73 70H69V72L72 71V73H73L74 71H77V72H74L73 74H75V73H78V74L80 73V74H81V73L84 72V73H85L84 75L87 76L88 71L90 70V68L87 69L88 67H85L84 65H82V63H81V65H80L81 67H77V66H79L80 63H76V61L73 62ZM85 63H86V62H85ZM154 63H155V62H154ZM197 63H198V62H197ZM197 63H196V64H197ZM247 63H249V61H248ZM36 64H37V63H36ZM64 64H65V62H64ZM66 64H67V63H66ZM103 64H104V66H103ZM229 64H230V65H229ZM255 64H256V63H255ZM255 64H253V65H255ZM95 65H94V72L96 71V72H99V73H97V75H92V74H91V73L93 72V70H92V72H91V71L89 72V74L92 75V76H91V77H90V75H88L89 77H85V76H83V77H85V79H86V78H89V79H94V78H95V79H97V77H94V76H100V71L96 70V67H98L99 65H98V66H95ZM185 65H186V64H185ZM192 65H193V64H192ZM194 65H195V63H194ZM194 65H193V66H194ZM227 65H228L229 67H228ZM33 66H34V65H33ZM66 66H67V65H66ZM66 66L64 65L63 67L66 68V69H67V68L70 69L69 66H68V67H66ZM82 66H83L84 70H83ZM102 66H103V67H102ZM250 66H251V64H250ZM50 67H51V66H50ZM50 67H49V69H50ZM60 67H61V66H60V64H59V68H60ZM63 67L60 68L61 70L59 69L60 71H57V73L59 72V74H57L56 72L54 73V74H57L56 77H57L58 75L62 74V73H63V75H64L65 73H64L63 71L66 72V71L68 70V69H67V70H64ZM254 67H256V66H254ZM42 68H41V69H42ZM55 68H56V69H55ZM220 68H222V69L220 70ZM41 69H40V70H41ZM47 69H48V68H47ZM47 69L45 68V70H47ZM62 69H63V71H62ZM74 69H75V70H74ZM81 69H82V70H81ZM85 69H87L88 71L85 70ZM91 69H93V68H91ZM199 69H200V70H199ZM8 70H12V68H11V69H8ZM8 70H6V71H8ZM36 70H37V69H36ZM36 70L34 69V72H36ZM52 70H53L54 72H52ZM102 70H103V71H102ZM148 70H151L152 72L156 71V72H158V73H156V74L153 73L154 75H152V74H149V75H142V74H141L142 72H144V71H148ZM6 71H5V72H6ZM37 71H38V73H39V70H37ZM41 71H42V70H41ZM49 71H47V72H49ZM61 71H62V72H61ZM82 71H83V72H82ZM109 71H110V72H109ZM249 71H250V72H254V71H251L250 67H249ZM42 72H43V71H42ZM42 72L40 73V75H41V74H45L44 72H43V73H42ZM94 72H93V73H94ZM107 72H108V73H107ZM223 72H225V73H223ZM67 73H68V71H67ZM5 74L7 75V73H5ZM28 74H29V73H28ZM34 74H37V73H34ZM73 74H72V75L70 74L71 77L67 75L68 77H67L66 79H67V81L69 80L68 82H72V83H74V85H75V84H77V83H75L74 80H76V79L78 78V75L75 74V75H77V76H75V75H73ZM80 74H79V77H81ZM114 74H115V75H114ZM181 74H182V73H181ZM223 74H224V75H223ZM225 74H226L227 76H225ZM249 74H251V73H249ZM259 74H260V73H259ZM262 74H263V73H262ZM31 75H32V74H31ZM40 75L38 74V75H36V76L39 77ZM82 75H83V74H82ZM186 75H187V77H186ZM20 76H21V75H20ZM36 76H34V77H36ZM44 76H45V75H44ZM47 76H46L45 78H44L43 76H42L43 78L40 77L41 80L44 79L43 81H41V82H43V83H40L41 85L38 84V83H36V82H35V83L38 84V85H40L39 88H40L41 86H43L44 91H45V92L47 91V93H49V94L51 95L50 97L53 98V100H55L56 102H57L58 100L60 101L61 99H59V98H61L62 96H64L63 98H65V99L62 98L63 100L59 102V106H57V105H58V102L55 104L54 101H52L51 99L49 100V102L52 101L53 106H56L55 108L58 107V108H57V109H58V112H56L57 109H55V108H52V110L54 109V111H55L57 114L60 113V115L58 114V115H59L58 117H57V115L54 113V114L56 115V117H57V118L55 117L54 121H58V125H59V126H60V125H61V126H62V125L64 126V125L66 124V128H67V126L69 125V127H68L67 129L65 128L64 130H65L66 132L69 131L70 133H72V132L74 131V129L72 130V128H75L76 132L79 131V130L77 131V129H78V127H80L79 124H81L80 121H81L82 119H86L85 121H88L87 118L90 119V121L88 122V123H89V127H87V128L85 129V131L88 129V131H86V132H87V133H89L90 131H91V132L89 133V135L86 134L87 137L84 136V135H82L81 137H83V138L86 137L85 140L88 139L87 141H89V142H91V141L93 142V140L95 139L94 142L91 143V145H90L91 148L89 147L90 150H92V149H95V150H94L93 152H91L92 154L89 153V154H90L89 156H91V155H93V156H94V155H97L98 159H97V157H95V156H94V157H95L94 160H93V158H94L93 156H91V157L86 156V158H88L91 162L88 161V160H86V158H85V163H88V162H89L90 165L92 166V169H91V166L88 164V167L90 166V168L87 167V168H88L87 171L90 172L91 174H92V172L94 171V172H93L94 174L90 175V176H91L90 178H91L92 180L87 179V177H86L85 174H83V176L86 177L85 180H87V181H88V180H89V181H92V184H94V185L97 184L98 186H93V185H88V184H86L85 180L83 179V180H84V181H83L82 178H81V177H82V176H81L82 174H80V176L78 175V177L75 175V176H76V177H74L75 180L73 179L72 181L74 182L73 185H76V186H77V184H75V181L78 183V179H79V177H80V180H82V181L85 182V183L82 182V183H79V184H86V186H85V185H82V186H84V187H87V186H88L89 189H91L90 186H92V187H96V188H97V187H98V188L100 187V188H99V191L102 193L101 195H102L104 198H103V197L101 198V196L99 197V196H98L99 194H95V190H96V188H93V189H95V190L93 191L94 193H92V192H91V193L88 192V194H91V195H88V194H87V195H88V197H89V196H96V198H97L98 201L101 200V199L104 201V199H105L106 204H107V206H106L105 209L108 210L107 212H109V213L104 212V214L108 216V215H110L112 212H115V209H117V210L119 209V207H120L121 205L118 206V203H121V201H122L123 203H124V201H125L124 204L122 203V204L124 205V207H125V204L127 203V198H126L127 196H125V195H126L127 192H128L127 195H128L129 192H130V189L127 190V191H125V190L127 189L126 186H127V184L129 183L128 180H125V183H126L125 188L122 187V186H124L123 183H122V184L119 183V182H121V181L124 182L123 180H121V177H118L119 175L123 176V174H119V175H117V177H115V173H114V171L116 172V170H114V169L112 168V166L115 168V166L113 165V163H114V161H115L116 159H117V160L119 159V158H116V157H117V156H116V152L114 151V153H115V154L113 153L114 155L112 154V152L108 153V152H109V149H107V148L104 149V146H102V147H103V150H100V149H101V146H100V147L97 146V145H99L98 143L101 142V141L98 140L99 138H97V137L94 138V139H93V137L91 138L92 135H93V136L96 135L94 132H97V136H99V134H100L99 132H100L102 129L105 130L104 128H107V127H103L102 124L100 123L102 119H101V120L99 119V120H100L99 123H100L101 125H100L99 129L96 128V129H98V131H97V130L95 129V125H93V124L99 121L98 118H97L98 121L95 120V119L92 120V118H93L94 116H93L92 118H90L92 115H89V116H90V117H89L87 114H88V113H89V114L94 113L93 115H95V113L98 112V113H100V115H99V116H95V118L101 116V118H103L104 120H108V119H105L104 117H105L106 115L109 116V113H108V112H110V111H107V109H106V110L103 109L104 107H106V106L108 105V104H107V105L104 104V106H103V103H104L103 101H105L108 97H107V96H103V95H102V97H100V99L103 98V97H105V100H101V102H103L102 104H101L100 100L98 101V102H100L101 106L99 105L98 102H97V105H95L96 103H95V104H93V103L90 104V105H92L93 107H96L97 110L99 109V111H97V112H93V108H91V107L89 106V103L86 102V104L88 103V106L92 109V111H90L91 113L88 112V111L91 110V109H89V110L86 112V110L88 109L87 106L85 107V108H87L86 110L83 108V107L86 105V104L84 105L85 101H87V100H92V101H93V99H95V100H96L97 98L99 99V96H100L99 94H98L99 96H96V94H97V93H100V92H97V93L93 92L94 94L92 93V91H98V90H95L94 88H92L93 85H92V86L90 85V86H91V87H90L91 90H90V89H89V86H88V84H87L88 82H87L86 85H87L88 88H87V87H86V88H87V92H88V93L85 92L84 94L90 95V94H89V93H90L89 91H91V93H92L91 96H93V97L95 96V98L88 99V98H89L88 96H86V98H84L85 95H83V99H85V100H82V101L80 100L81 103L83 102V103H82V106H81L82 108L80 107V108L82 109V111H81V110L77 111V109H75V105H74V102H75V101L73 100V102H71V103L73 104V106H72L73 109H72V108L70 107L72 104L69 105V104H68V103H69V100H67V98H66L67 95H68V93L70 92V91H69L70 89L73 90V92H76V91H74V88L72 89V88L69 87V86H68V88H70V89H68L67 87H62V84H63V86L66 85L64 81H61V80H64L63 78L61 79L62 75H61L60 77L58 76V77H59L58 80L61 79L59 82H60V84H61V83H62V84L60 85V84L57 82V83L61 86V88L58 86V84H57V85L53 84L54 82L52 83V82L49 80V78H48ZM72 76H73V77H72ZM228 76H229V77H228ZM250 76H252V74H251ZM250 76H249V77H250ZM24 77H25V76H24ZM31 77H32V76H31ZM31 77H30V78H31ZM34 77H32L31 80H33ZM56 77H55V78L53 77V78L57 80L58 77H57V78H56ZM63 77L65 78L66 76H63ZM69 77L72 78L71 80H73V78H74V80L71 81V80L69 79ZM75 77H76V79H75ZM83 77H81V78H83ZM249 77H247V78L249 79ZM26 78H27V81H28V79H30L29 76H28V77L26 76ZM51 78H50V79H51ZM53 78H52V79H53ZM99 78H100V77H98V79H99ZM247 78H246V80H247ZM38 79H39V78H38ZM66 79H65V80H66ZM85 79L83 78V79H78V80H83L84 82H86L88 79H87V80H85ZM185 79H186V80H185ZM31 80H29V82H31V83H28V82H26V83L29 84V85H31V84L33 83V85H34V80H36V79H34L33 81H31ZM58 80H57V81H58ZM166 80H167V82H165ZM177 80H178V79H177ZM36 81H37V80H36ZM52 81H55V80H52ZM76 81H77V80H76ZM83 81H80V82H83ZM88 81H89V80H88ZM39 82H40V81H39ZM55 82H56V81H55ZM177 82H179L180 84H177ZM72 83H71V84H72ZM91 83H90V84H91ZM173 83H174V84H173ZM175 83H176L177 85H180V88H181V89H180L177 85H175ZM245 83H246V82H245ZM245 83H243L244 86L247 84V83H246V84H245ZM27 84H25V85L27 86ZM64 84H65V85H64ZM83 84H84V83H83ZM96 84H95V85H96ZM33 85H31V86H30L31 88H29L31 91H28L29 89H27L26 92H28V93H29V92H34V91L36 90V88H38V85H34L36 88H35ZM74 85H73V86H74ZM84 85H85V84H84ZM136 85H137V86H136ZM139 85L142 86V88H141ZM26 86H24V84H23V87H24V88H21V90H23V92H25L24 90L26 89ZM77 86H80V85L77 84ZM138 86H139L140 88H139ZM246 86H247V85H246ZM74 87H76V85H75ZM80 87H81V86H80ZM83 87H84V86H83ZM93 87H94V86H93ZM97 87L95 86V88H97ZM173 87H177V88H173ZM225 87H227V88H225ZM27 88H28V86H27ZM32 88H33L34 91L32 90ZM76 88H77V87H76ZM76 88H75V90H76ZM86 88L84 87V89H86ZM223 88L227 90V93H228V94H229V92H232V94H229V96L231 95V97H230L231 99H230V104H228V105H227V103H229V101L227 102V100H229L228 98H226V101H225L224 98H223V99L220 98V97L223 96V94H222L223 92H225L224 94H226V91H225ZM228 88H229V89H228ZM88 89H89V91H88ZM137 89H142V91L144 90V91H146V93H145L144 91H143V92H144V93H143L142 91L137 90ZM145 89H146V90H145ZM172 89H173V90L176 89V91L174 90V91H175V94L172 93V92H173ZM222 89H223V91H222ZM246 89H248V87H247ZM77 90H78V89H77ZM147 90H148V91H147ZM228 90H229V91H228ZM36 91H37V90H36ZM38 91H39V90H38ZM38 91H37V92H38ZM79 91H80V90H79ZM83 91H86V90H83ZM248 91H249V89L246 90V94H248V93H247ZM21 92H22V91H21ZM26 92H25V93H26ZM39 92H40V91H39ZM39 92H38V93H39ZM62 92H63V93H62ZM73 92L71 91L69 94H73ZM141 92H142V95H148V96H147V97H146V96H141V95H140ZM38 93H36V94L38 95ZM47 93H46V95H43V96H41V95L39 94V96L35 97V98H39V99L36 100V101H40V98H41V97L44 98V96H47ZM176 93H178V94H177V96H176V98H175V96L173 97V95H176ZM240 93H241L242 95H241ZM41 94H42V93H41ZM63 94H64V95H63ZM77 94H78V93H75V96H76ZM100 94H102V93H100ZM169 94H170V95H169ZM59 95H62V96L59 97ZM73 95H74V94H73ZM73 95H72V96L68 95V98L70 97V98H72V99H75V98H73V97H75V96H73ZM79 95H80V92H79ZM79 95H78V96H79ZM168 95L170 96V99H171V97H172V100L168 99ZM226 95H227V94H226ZM52 96H53V97H52ZM57 97H59V98H57ZM80 97H81V96H80ZM80 97H79V98H80ZM178 97H180V99L183 100L184 102H183V101L178 102V101H177V100H179ZM187 97H189V98H187ZM218 97H219L221 100H223V101L225 102V106L227 105V106H226V107H227V110L225 109L224 111H222L223 108H221L222 113H221L220 109H218V105H219V107H221V106H224V105H223L224 103H223V102H220V103H223L222 105L219 104V102L216 103V99H217ZM6 98H8V97H6ZM6 98H5V99H6ZM11 98H12V95H11ZM43 98H42V99H43ZM54 98H55V99H54ZM76 98H77V97H76ZM174 98H175V100H176L177 98H178V99L175 101V100H173ZM195 98H197V100H195V103H194L195 106H194V105L192 104V103H193L192 101H193ZM246 98H247V97L245 96V100H246ZM12 99L14 100V98H12ZM15 99H17V98L15 97ZM44 99H47V100H48L49 98H48V97H47V98L45 97ZM77 99H78V98H77ZM86 99H87V100H86ZM98 99H97V100H98ZM167 99H168V102H169V101H175V102H178V103L182 104V106H184V108H182V109H185V110H183V111H187V110H188V109H186L187 107H185L186 104L189 105L188 103H190V105H189L190 107H191V104H192V106L196 109V112H192V113H191L192 116H193L195 113L198 114V112H200V111H202V113L200 112L199 115H201V114L204 115L205 112H203V111H206L207 108H210V111H207V112L205 113V115H204V116H206V114H208V115L206 116V118H202V115H201V116L198 115V116H199V119H202V120H200L201 122H200L199 120L196 121L197 123H196V122H195V123L193 122V121H195V120H192V119H194V117L191 116V117H192V118H191L190 115H187V114H190L191 111L188 110L189 113H187L188 111L186 112V113H187L186 115L189 116V117H184V119H185V118H187V119H188V118H189V119L191 118V121L188 120V121H190L191 124H187V125H189V126L192 128V130H191L190 128H188L189 126H187V128L182 129L183 127H186V126H183V125H184L183 121H187V119H185V120L182 121V125H181V124H178V125L176 124L177 126H180V128L182 127L181 130H183V131L186 130V131L189 132V133H188V132L185 131V132L188 133V135H189V136H186L185 138H188V137H190L191 135L193 136V137L191 136L190 138H188L189 140L187 139V140H188L187 143L184 142L186 139H185V140H182V142H184V143H182V142L180 143V142L176 141V142L180 143V145H178V143L176 144L175 141H171V140L174 139V138H172V134H173L174 136H175L176 134H175V133H170L171 135H170V137H169V136H168L169 134L167 133V132H168L167 129L171 128V129L173 130L175 126H174L173 128H172L171 126H172L173 123H174V125H175L176 122H171V121L169 120V119H170V118H169V117H170L169 115H168V120L172 123L171 125H169L170 123H169L168 120H167V121L165 120V118H167V114H166V117H164V120H163V117H162V115H161L163 112H162L161 114H158V113H157V114L159 115L158 118L161 119V121H158V118H157V119H153V118L156 116L155 114H156L157 110H160V109H161V110L163 109L162 111H165V110H166V109H164V108H167V106H165V104H167V105L169 104V103H166ZM187 99H190V101H191L192 103L189 102V101H187ZM192 99H193V100H192ZM17 100H18V99H17ZM47 100H46V101L44 100V101L47 102ZM214 100H215V101H214ZM217 100H218V99H217ZM245 100H244V101H245ZM15 101H16V100H15ZM15 101H12L11 103H12L13 105H15V104L13 103V102H15ZM19 101H20V100H18V101H16V102H19ZM70 101H71V100H70ZM186 101H187V102H186ZM218 101H219V100H218ZM5 102H8V99H6ZM16 102H15V103H16ZM77 102H78V101H77ZM95 102H96V101H95ZM182 102H183V103H182ZM242 102H243V101H242ZM263 102H264V101H263ZM22 103H23L24 106H25V103H26V102L24 103V101H22ZM125 103H126V104L129 103V105L127 106ZM130 103H131V105H130ZM164 103H165V104H164ZM172 103H173V102H172ZM178 103H177V104H178ZM201 103H202L203 105H206V106H209V107H207L206 109L203 108V109H205V110H203V109H202L203 106H202ZM12 104H10V105H11L10 107L13 109L14 106H13ZM49 104H50V103H48V105H49ZM75 104H77V106H78V103H75ZM175 104H176V103H175ZM175 104H171V106L173 105V107H175V106H176ZM180 104H179V106H180ZM183 104H185V105H183ZM214 104H215V106L217 105V106L215 107L216 109H213V107H214L213 105H214ZM6 105L9 106V104H7V103H6ZM17 105H20V104L17 103ZM27 105H28V104L26 103V107H29V106H27ZM79 105H81V104L79 103ZM83 105H84V106H83ZM124 105H126V106L124 107ZM169 105H170V104H169ZM169 105H168V106H169ZM174 105H175V106H174ZM220 105H221V106H220ZM7 106H6V107H7ZM21 106H23V105L21 104ZM24 106H23V107H24ZM49 106H50V105H49ZM77 106H76V107H77ZM102 106H103V108H102ZM111 106H112V105H111ZM131 106H132V108H131ZM163 106H164V107H163ZM171 106H169V107H171ZM179 106H177V107H179ZM182 106H181V107H182ZM15 107H16V108L14 109V110H15V113H17L16 111H18V110H19V112H20V111L22 112V109H23L22 107H21L22 109H20V106H15ZM17 107H18L19 109H18ZM69 107H70L73 111H74V109H75L76 112H78L79 114H77L76 112H73ZM127 107H128V108H131V109H127ZM158 107H162V108H158ZM177 107H175V108H177ZM226 107H225V108H226ZM11 108H10V109H11ZM48 108L50 109L51 106L48 107ZM78 108H79V107H78ZM109 108H110V107H109ZM113 108H114V107H113ZM175 108H174V109L172 108V109L174 110V111H173V112H174V115H175V113H176L175 111H177V109L175 110ZM191 108H192V107H191ZM191 108H190V109H191ZM6 109L9 111V113H11V115L13 114V116H14V113L10 112V110L8 109V107H7ZM12 109H11V111L14 112V110H12ZM16 109H18V110H16ZM27 109H28V108H27ZM83 109H84L85 112L87 113L86 115H87L88 117L85 116V114H84L85 112L83 113V111H84ZM198 109H199V110H198ZM200 109H202V110H200ZM25 110H26V108L24 109V111H25ZM94 110H95V108H94ZM109 110H111V108H110ZM126 110H128V111H126ZM129 110H130V111H129ZM161 110H160V111H161ZM179 110H181V109L179 108L177 112H178V113H181V111H179ZM191 110H193V109H191ZM208 110H209V109H208ZM216 110H219V112H218V111L216 112ZM24 111H23V112H24ZM80 111H81V112H80ZM104 111L107 112V113H105ZM125 111H126V112H125ZM166 111H168V112L170 113L172 110H171V108H170V109L167 108ZM193 111H194V110H193ZM213 111H215V112H214L215 114L213 113ZM72 112H73V113H76V114H77V117H79V118L81 119V120L79 121V124H78V120L76 121L75 116L72 115V114H73ZM209 112H210V114H211L212 116H210ZM223 112H224V115H222ZM246 112H247V113H246ZM246 112H245L244 114H242V116H243L242 118H244V120H245V122H242V123H244V124H242V123L240 122L241 120H240V121L238 120V121H239V125H241V128H242V129H244V127H245V130H243L244 132L248 133V132H247V129H250L249 131H251V132L253 133L258 127H260V126H262V125L264 124V104H257V105H255V106H253L252 109L249 108ZM80 113H82V115H81ZM184 113H185V112H184ZM218 113H219V114L221 113L222 117H221V115L218 116V115H217ZM21 114H22V113H20V114H18V115H21ZM83 114H84V115H83ZM105 114H106V115H105ZM120 114H121V113H119V115H120ZM133 114H135V115H133ZM213 114H214V115H213ZM11 115H10L9 118L13 119V117H12ZM18 115H16V116H18ZM55 115H53V116H55ZM97 115H98V114H97ZM119 115H118V116H119ZM131 115H132V116H131ZM154 115H155V116H154ZM174 115H173V117L175 118V120H177L176 117H175ZM180 115H182V114H180ZM180 115H179V117H180ZM186 115L184 114V115H182V116H186ZM82 116H83V117H82ZM102 116H104V117H102ZM120 116H122V115H120ZM153 116H154V117H153ZM160 116H161V118H160ZM194 116H195V115H194ZM204 116H203V117H204ZM223 116H224V117H223ZM19 117H20V116H19ZM50 117H51V115L49 116V118H50ZM81 117H82V118H81ZM106 117H107V116H106ZM125 117H127V116H125ZM128 117H127V118H128ZM132 117H134L135 119H132ZM207 117H208V118H207ZM219 117H221V118H219ZM20 118H21V117H20ZM20 118H19V119L16 118V119H18V120L20 121V123H21V119H20ZM39 118H41L40 115H39ZM49 118H48V117L46 118V119H48L47 121L50 120ZM79 118H78V119H79ZM108 118H109V117H108ZM155 118H156V117H155ZM222 118H223V121L221 122L220 120H221ZM235 118H236V117H235ZM16 119H15V120H16ZM46 119H42V120H46ZM57 119H58V120H57ZM195 119H196V116H195ZM203 119H207V120H205L206 122H205ZM219 119H220V120H219ZM15 120H12V121H15ZM42 120H41V123H42ZM91 120H92V122H91ZM132 120H135V127H136V128H133L134 132L131 131V130H128V129H132V127H133V126L129 125L130 123H133V124H134V122H133ZM180 120H181V117H180ZM196 120H197V119H196ZM216 120H217V121H216ZM19 121H18V122H19ZM47 121H46V122H47ZM85 121H84V122H85ZM93 121H95V122H93ZM119 121H121L120 118H119ZM163 121H166V123L163 122ZM203 121L205 122V124L202 123ZM218 121H220V122L218 123ZM44 122H45V121H43V123H44ZM81 122L84 123L83 121H81ZM90 122H91V123H90ZM103 122H104V121H103ZM107 122H108V121H106V123H107ZM160 122L164 123L163 125L169 123V124H167V125L169 126V128H168L167 125H165V126L167 127V129L165 130V132H163L165 126H161L162 123H160ZM192 122H193V125H192ZM198 122H199L200 124H201V123L203 124L202 127H203V128L205 127L204 130H203V129L201 130V128H197V126L201 127L200 125H197V124H199ZM39 123H40V122H39ZM41 123H40V124H41ZM55 123L57 124V122H55ZM64 123H65V124H64ZM92 123H93V124H92ZM104 123H105V122H104ZM106 123H105V124H106ZM117 123H118V122H117ZM186 123H189V122H185V125H186ZM237 123H238V122H237ZM85 124H86V126H88L87 122H85ZM85 124H82V125H85ZM90 124L93 125V126H91V128H90ZM97 124H98V123H97ZM127 124H128V125H127ZM195 124H196V125H195ZM15 125H18V124H15ZM58 125H56V126H58ZM98 125H99V124H98ZM98 125H97V126H98ZM123 125H124L125 127H127V126H131V127H127V128H128V129H127V128H124ZM223 125H224V124H223ZM237 125H238V124H237ZM239 125H238V126H239ZM63 126H62V127H63ZM86 126H85V127H86ZM97 126H96V127H97ZM104 126H105V125H104ZM106 126H107V125H106ZM150 126H151V129L155 126V130H156L155 132L158 131L159 133H158V132H157L156 134H155V133H152V131H154V130L150 131ZM193 126H196V127H193ZM206 126H207V125H206ZM215 126H214V127H215ZM13 127H14V125H13ZM16 127H19V125H18V126H15V127L12 128V129H15ZM70 127H71V128H70ZM85 127H84V128H85ZM92 127H94V129H92ZM209 127H210V126H209ZM51 128H52V127H51ZM69 128H70L72 131H70ZM80 128H81V127H80ZM210 128H211V127H210ZM215 128H216V127H215ZM233 128H235V126H234ZM238 128H240V127H237V130H239V131H237V130L235 129L237 132L235 131V133H233L234 130H233V132H231V133H233L234 137H229L228 139L233 140V139H231V138H236L237 135H239V136L242 135V134L244 135L243 131L241 132V129H238ZM246 128H247V129H246ZM16 129H19V128H16ZM33 129H37V128H33ZM48 129H50V127H48ZM48 129H47L46 131H48ZM61 129L63 130V128H60L59 130L61 131ZM135 129H136V130H135ZM161 129H163V131H162ZM171 129H170V130H171ZM177 129H178V128H177ZM196 129H197V131H195ZM199 129H200V132H198ZM211 129H212V128H211ZM221 129H222V128H220V130H221ZM37 130H38V129H37ZM37 130H36V131H37ZM53 130H54V129H52V131H53ZM59 130H58V131H59ZM89 130H90V131H89ZM92 130H95V131L93 132ZM99 130H100V131H99ZM103 130H102V131H103ZM148 130H149V132H148ZM172 130H171L170 132H172ZM175 130H176V128H175ZM178 130H179V129H178ZM181 130H180V131H181ZM189 130L192 131V133H190ZM193 130H194V131H193ZM214 130H215V129H214ZM220 130H219V131H220ZM222 130H223V129H222ZM2 131H3V130H2ZM11 131H12V130H11ZM11 131L9 132L10 134L13 132V131H12V132H11ZM19 131L21 132L20 129H19ZM60 131H59V132L56 131V132H57V135H58V133H59V135H60V134L65 135L64 133H66V132L62 131V132L60 133ZM81 131H82V128H81ZM121 131H119V132H120L121 134H123V136H124V135H125L124 132L122 131V132H123V133H122ZM161 131H162V133H160ZM183 131H182V132H183ZM203 131H204V133H203ZM14 132L17 133L18 131L15 130ZM38 132H40V131L38 130ZM38 132H37V133H38ZM48 132H49V131H48ZM50 132H51V130H50ZM69 132H68V133H69ZM76 132H74V134H75L74 137H76ZM86 132H85V133H86ZM105 132H107V131L105 130ZM117 132H118V131H117ZM132 132H133V133H132ZM137 132H138V134H137ZM182 132H180V133H182ZM185 132H184V134H186ZM193 132H194L195 134H194ZM196 132H197V133H196ZM211 132H212V131H211ZM211 132H210V134L208 133V134H209V136L207 137L208 139H202V140H204V143H205V140H206L207 143H209L208 141L210 140V138L214 136V134L212 135ZM238 132H241L242 134H240V133H238ZM4 133H5V132H4ZM4 133H2V135H3ZM41 133H43V132H41ZM41 133H39V134H41ZM53 133H55V132L53 131ZM68 133H66V134H68ZM70 133H69V135H70L71 138H72L73 136H72ZM91 133H94V134H91ZM102 133H104V132H102ZM107 133H108V132H107ZM214 133H215V132H214ZM219 133H220V132H219ZM231 133H230V134H231ZM236 133H237V134H236ZM246 133H245V134H246ZM7 134H8V133H7ZM17 134H18V133H17ZM21 134H22V133H21ZM21 134H19V135H21ZM74 134H73V135H74ZM78 134H79V136H80V132H78ZM139 134H140V135H139ZM199 134L197 135L198 137L196 136L197 138H201ZM235 134H236V135H235ZM249 134L252 135L251 133H248V134H246V135L248 136ZM23 135H24V134H22V137H23ZM54 135L56 136V134H54ZM59 135H58V136H59ZM63 135H60V137H57V136H56V137H57V139H61V140H63V139L61 138V137H64ZM90 135H91V136H90ZM105 135H104V136H105ZM136 135H137V136H136ZM143 135H144V136H143ZM158 135H156L157 138L159 137ZM179 135H180V134H179ZM182 135H183V134H182ZM218 135H219V134L217 133V135H215V137H216V138L218 137V139H219V136H218ZM233 135H232V136H233ZM5 136H6V133H5ZM40 136H41V135H40ZM70 136H67V137H66V135H65V137H66L67 139L64 137V138H65L64 141H66V140L68 141V140H69L68 138H70ZM77 136H78V135H77ZM79 136H78V137H79ZM118 136H120V135H118ZM150 136H149V140L151 139ZM228 136H231V135H228ZM228 136H227V137H228ZM2 137H3V136H2ZM6 137H7V139H8V135H7ZM11 137H13L12 134H11ZM11 137H10V138H11ZM94 137H95V136H94ZM164 137H165V136H164ZM175 137H176V136H175ZM179 137L181 138V135H180ZM182 137H183V139H184V136H182ZM215 137H213V138H215ZM237 137H238V136H237ZM249 137H250V136H249ZM249 137L246 138V136H244V138H246V139H249ZM252 137H253V136H252ZM259 137L263 138L264 136H263V135H260ZM71 138H70V139H71ZM79 138H80V137H79ZM89 138H90V140H89ZM171 138H172V139H171ZM7 139H6V140H7ZM12 139H15V137H13ZM18 139H19V138H17L16 140H18ZM72 139H73V138H72ZM146 139H148V137H147ZM170 139H171V140H170ZM176 139L179 140V138H175L174 140H176ZM181 139H182V138H181ZM181 139H180V140H181ZM218 139H217V140H218ZM224 139H225V138H224ZM228 139H225V140H226V141H229V143H230V140H228ZM239 139H240V141H239ZM242 139H243V138H240V137H239V138L236 139V140L234 139V141H235V143L239 141V142H241L240 144L242 145V141H243ZM6 140H5V141H6ZM8 140H9V139H8ZM16 140H15V141L13 140V142H16ZM41 140H42V139H41ZM77 140H78L77 137H76L75 139H73V141H75L74 143H77ZM79 140H81V138H80ZM79 140H78V141H79ZM82 140H83V139H82ZM96 140L99 141V142H98V143H97V142L95 143ZM103 140H104L105 142L107 141V142H111V143H110V144H105ZM161 140H162L163 142H162ZM221 140H222V139H221ZM2 141H3V140H2ZM35 141H36V140H35ZM35 141H33L32 143H35ZM70 141H71V140H69V142H70ZM114 141H115V140H114ZM150 141H151V140H150ZM213 141H214V140H213ZM223 141H224V140H223ZM226 141H225L224 143H226ZM234 141H233L232 143H234ZM7 142H8V141L3 142V145H4V143H7ZM89 142H88V143H89ZM120 142H122V143H120ZM167 142H168V143H167ZM171 142H172V143H171ZM191 142H190V143H191ZM195 142H196V141H195ZM201 142H202V141H200V139H199V141L196 142V143H198V145H196V146L199 147L201 144H204L203 142H202V143H201ZM244 142H246V143L248 144L247 146H249L248 140H246V141H244ZM17 143H19V141H18ZM36 143H37V144H35V146L39 144L38 142H36ZM40 143H41V142H40ZM62 143L65 144V142H62ZM74 143H73V144H74ZM102 143H100V145H103ZM115 143H116V141H115ZM166 143H167V145H166ZM170 143H171V144L174 143V144H176V145L173 144L174 146H171ZM190 143H189V145H190ZM196 143H195V144H196ZM219 143H222V145H224L223 142H219ZM1 144H2V143H1V141H0V145H1ZM41 144H42V143H41ZM64 144L62 145V148H67V149L69 148V150L63 149L64 152H65V150H66V152H65L66 154L68 153V156H67L66 154H64V155H65V157H64V155H63V158H65L64 160L62 159L63 162L65 163V162H66L65 160H67V159L69 160V159H71V158H72L71 160L73 161V160L75 159V157L73 158L72 154H73V150L75 151V149L72 148L73 150H70V147H68V145H69L68 142H67V144H68L67 146H66V144H65V145H64ZM70 144H71V143H70ZM81 144H82V142L79 141L78 144H75V145H76V146L79 145V146L81 147ZM84 144H85V143H84ZM84 144H82V145L84 146ZM92 144H93V145H92ZM163 144H164V145H163ZM169 144H170V145H169ZM205 144H206V143H205ZM214 144L216 145V143H214ZM217 144H218V143H217ZM244 144H245V143H244ZM250 144H251V143H250ZM255 144L257 145V143H255ZM7 145H8V144H5V145H4V148H5V146H7ZM18 145H21V144H18ZM94 145H96V146H94ZM187 145H186V146H187ZM189 145H188V146H189ZM193 145H194V144H193ZM209 145H211V144H209ZM209 145L206 144V146H209ZM222 145H221V147H223ZM236 145H237V144H236ZM236 145H234V146H236ZM258 145H259V144H258ZM258 145H257V146H258ZM11 146H13V145H11ZM35 146L32 145L31 147L33 148V147H35ZM40 146H41V145H40ZM40 146L38 145V146L36 147V149H38ZM63 146H66V147H63ZM71 146H72V144H71ZM73 146H74V145H73ZM79 146H78V147H79ZM83 146H82V147H83ZM93 146L96 147V148H94ZM122 146H121V147H122ZM134 146H136V147H134ZM175 146H176V147H175ZM216 146H217V145H216ZM232 146H233V145H232ZM243 146H244V145H242V149H243ZM252 146H253V147H252ZM252 146H251V148H248V147H247L246 149H253V151H250V152H253V156H252V154H250V152H247L246 149H243V150L246 151V152H243V153H241L242 150H240V149H238V151L240 150V152L237 151V153H241L242 155H243L244 153H246L244 156H246L247 159L250 158L251 156L253 157V161H250V163H251V167L248 168V169H251V170H250V172H249V170H247L249 173H245V172H247V171H244L245 169H241L242 166H243V167L246 166L245 168L247 169L248 164H250V163L247 164V161H248L249 159L247 160L246 157H245V160H247V161H244V162H246L245 165H244V163L242 164L241 161L239 162V159H237V158H235V157H234V160H233V161H235V164H236V162H237V163L239 162L240 165L237 166V165H238V164H237V165H236L237 168L235 167L234 163H232V162H230V163H232L233 165H231V164H228V165H230V168H231V167H235V169H234V168H231L232 170L234 169V171H235V172L233 171V173H236L237 177L239 176V178H241L240 180H242V181H239V178H238V184H239L240 182H241V183H244L243 185L246 186V188L248 189V192H249L248 194H249V196H251V197H252V196H256V197H257L259 194H261V195L258 196L259 199L257 198L258 200L256 199V202H255V203H254V201H252V203H254L253 206H254L255 204L258 205V206H254V207H253L254 211H256L255 208H259V206H261V209L264 208V189H263L264 186L262 187V185H261L262 188H260V189L258 188V189L260 190V191H258V190L256 189V186H258V185L255 184V183H258V181L260 182V180H263V179H264V169L261 168L262 160L264 159V146H258V147H255V146H254V143L252 144ZM0 147L3 149L2 146H0ZM7 147H8V146H7ZM7 147H6V148H7ZM80 147H79V148H80ZM159 147L162 148V149H160ZM174 147H175V148H174ZM184 147H185V146H184ZM193 147H194V148H197V147H195V145H194ZM200 147H201V149H202L204 146H200ZM212 147H214V146L212 145ZM224 147L226 148V150L223 148V149H221L222 152L228 150V151L230 152V153H229L230 155H233V156L235 155L234 152H233L235 148L232 147L233 150H229V149H231V148H229V147H231V143H230V145H229V144H226V146H224ZM227 147H228L229 149H227ZM239 147L241 148V146H239ZM239 147H238V148H239ZM1 148H0V152L2 151ZM13 148H14V147H13ZM20 148H21V147H19V149H20ZM42 148H43V147L41 146V149H42ZM85 148L88 149L87 146H84L83 149L80 148V150L82 149L81 152L86 151V150H84ZM97 148H98V149L100 148V149H99L100 152H98L99 150H98ZM133 148H134V149H133ZM179 148H180V147H179ZM204 148H210V147H204ZM236 148H237V147H236ZM244 148H245V147H244ZM10 149H11V148H9L8 150H10ZM16 149H17V148H16ZM44 149H45V148H44ZM126 149H127V150H126ZM187 149H188V148H187ZM198 149L200 150V148H198ZM198 149H195V150H198ZM6 150H7V149H6ZM12 150H15V149H11V151H12ZM33 150H35V148H33ZM33 150H30V151H33ZM39 150H40V149H39ZM83 150H84V151H83ZM90 150H87V152H89ZM179 150H178V151H179ZM185 150H186V149H185ZM185 150H184V151H185ZM206 150H207V149H206ZM223 150H224V151H223ZM236 150H237V149H236ZM41 151H43V150H41ZM70 151L72 152V153H70L71 156L69 155V152H70ZM95 151H96V152H95ZM175 151L178 152L177 150H175ZM204 151H205V150H203V151L200 150L199 152H197V155H198V156L201 155V157H203L202 155H204L205 158L207 157V159L205 160V161H207L208 158H209L210 156H212V155L207 156V154H210V151H208L209 153H206V154H205V152H207V151H205V152H204ZM248 151H249V150H248ZM12 152H14V151H12ZM17 152H19V151H17ZM17 152H16V153H17ZM64 152H63V153H64ZM94 152H95V153H94ZM192 152L195 153L194 150H192ZM201 152H203V153H201ZM31 153H35V151H34V152H31ZM31 153H29V154H31ZM60 153H61V152H60ZM104 153H108V155L111 154L112 158L114 157V158H113L114 160L111 159V156L105 158V156H107V155L104 154ZM174 153H175V155H174ZM200 153H201V154H200ZM231 153H232V154H231ZM13 154H15V152H14ZM18 154H20V156H21V153H18ZM84 154H85V153H83V155H84ZM143 154H145V155H143ZM184 154H186V155H184ZM247 154H248L249 156H250V155H251V156L249 157V156H247ZM7 155H9V154H7ZM15 155H16V154H15ZM85 155H87V153H86ZM85 155H84V156H85ZM103 155H105V156H103ZM129 155H130V157H129ZM131 155H132V156H131ZM142 155L145 156L146 158H145V157L143 158ZM194 155H196V154H194ZM197 155H196V156H197ZM230 155L227 156L228 158L226 157V158L228 159V161H230V159L232 158V156H231V158H230ZM69 156H70L71 158H69ZM115 156H116V157H115ZM136 156H137V155H136ZM236 156H237V154H236ZM10 157H11V156H10ZM13 157H14V156H13ZM67 157H68V158H67ZM215 157H216V156H215ZM215 157H214V155H213L212 158H213V159H216ZM252 157H251L250 159H252ZM66 158H67V159H66ZM91 158H92V160H91ZM108 158H109V160H108V162H106L105 160L108 159ZM115 158H116V159H115ZM127 158H128V159H129V158H130V159H131V158H134V159H131V160H133L131 163H130V161H129L130 159H129V160H128V161H129L128 163H130V164H128V163H127V160H126ZM168 158H169V159H168ZM172 158H171V159H172ZM182 158H181V161L183 160ZM212 158H210V160H212L211 162L208 160L209 162L206 163L207 166H210V165H211L212 167L214 166V165L212 164V162H216V161H215V160L213 161ZM120 159H123V158H120ZM143 159H144V160H143ZM145 159H146V161H145ZM167 159H168V160H167ZM179 159H180V158H179ZM184 159H188L187 161L184 160L185 163H187V162H188V164L191 163L189 158H186V157H185ZM195 159H197V157H196ZM200 159H201V158L199 157L197 160H200ZM203 159H204V158H203ZM235 159L238 160V161H236ZM13 160L15 161L14 158H13ZM110 160H111V161H110ZM112 160H113V161H112ZM117 160L115 161V163L118 162ZM134 160H136V161H134ZM165 160H167V161H165ZM201 160H202V159H201ZM87 161H88V162H87ZM109 161H110V162H113V163H109ZM122 161H121V162H122ZM143 161H144V162H143ZM191 161H193V160H191ZM228 161L226 160L225 162H228ZM61 162H62V161H61ZM63 162H62L61 164H64ZM81 162H83V164H84V161H81V160H80V164H81ZM94 162H95V163H94ZM97 162H99L100 165H99ZM133 162L138 163L139 165H137V164H136V165H132V164H135V163H133ZM149 162H150V163H149ZM171 162H174L173 164H175V165L180 164V163H178V162H175L173 159H172ZM171 162H169L170 164L168 165V167H166V168L163 167V168H161V169L159 168L160 170L158 169V172H160V173H158L157 170H156L155 172H154V170H153V172H151L152 170L150 171V169L147 170V171H149V174H147L148 172L146 173L147 175H149V181H148L147 183L150 184V183L152 182V184H153V181L156 180V181H154V182H155L154 184L157 185V186L154 185V188H155V187L158 188V189H156V190H159V192H160V190L162 189V187H163V186L165 187V188L162 189V191H161V193L163 194V197H162L161 200L154 201V202H155L154 204H151L150 202H148V203H144L143 201H142V202L139 201V204H135V205H133L132 201H134V200L137 199V198L132 197L133 194H129V197H132V199L134 198V200H130L131 198H129L130 201H128V203H131V206H129V208H128V207H127V208L125 207L126 209H128V210L130 211V213H131L132 211H134V212H132L131 214H134V215L138 218V220H139V225H140V226L138 225V223L134 222L133 224L136 223V225H138V227H136L134 231H131V233L134 232V237H135L136 239H138V240H139V239H142L143 241H147V243H149V244H150L149 241H151V242H152L151 246H153V247L155 246V245H153V244L155 243V242L153 243V241H156V243H157V242L159 243V241H161L163 238H167L168 236H172V235L174 236V234H176V233L178 232V230L182 228V227H181V228H178V224H177L178 221H182V223H184V225H182V226H186L187 223H188V224H191L192 222H191V221H188V219H190V218H192V219H190V220H192V221H194V222L196 221V218L194 219V217H190L191 215H192V216H195V214H189L190 216H188V214L185 213L187 216H186V215L184 216V214H183L184 217L180 216V214L182 215V213L179 212L180 209L178 210V209L176 208V206H177V203H182V201H183V203H184V200H183L184 197L181 196L182 194L185 193V194L183 195V196H185V200H187L188 197H189V198L191 197L192 202H190V199H188L189 202L191 203V204H189V206L191 205V207L194 206V207H196V208L199 206L197 202H201V201H205V202H206V200H207L206 198H208V197H210V198H208V201H207V202H209L210 199H213V200H210V202H211L212 204L209 203V205H207L208 203H204V202L201 203V204L204 205V206L206 205V207L203 206V207L206 208V209H207V206H208V207H209L210 205L213 206V204H216V203L219 204V203H221V202L226 201V200H224L226 197H223V196H222V197H223V200H224V201H223V200H221L222 197L220 196V198L218 197L216 200L220 199L221 201H219V202L217 201V202L214 203L215 199H214L213 196H215V194H216L215 198H216L217 196H219V194H218L219 191L212 195V192H211L210 190H208V191L211 193V194L209 195L208 193H206V191H207L206 189H207V188H206V189H205V188H204V189L202 188V190H206V191L203 192L202 190H198V189H196L195 187H193V185L197 187V185L199 184L198 187L200 186L199 189H201V185H202V184L200 185V183H202V181H201L202 179H200V178H199L200 181H197V180H199V179H196V181H197L196 183H198L197 185H195L194 182H192L193 185H191V183H190V185H189L188 182H187L188 185H187V184H184L186 181L191 182V181H192L191 179H193V178H191V179H190L191 181H190V180H189L190 177L186 176V177H188V178H187L188 180H186V177H184L185 180L183 181L184 178H181V177H183V174H182L183 172H182V171L188 172V170H186V168L188 167V165H187V167L185 166V170H183V169L181 168V167H182L181 164L178 165L177 168L173 167V168L177 171V173H178V175H177V173H175V174L178 176V178H177V176H176V177H175V176L172 177V176L170 175V173H172V175H175V174H173V172H175V171H174V170H169V171H173V172H169V173H167L168 171L166 170L167 168H171V167H169L170 165H172ZM184 162H183V163H184ZM196 162H198V161H196ZM203 162H204V160L201 161L202 164H201L200 162H198L199 164H201L200 167H202L203 165L205 166V164H204L205 162H204V163H203ZM66 163H67V162H66ZM66 163H65V167H64V168H67V167H68V165L70 164V160H69V163H67V165H66ZM93 163H94V165H93ZM176 163H177V164H176ZM185 163H184V164H185ZM193 163H194V162H193ZM193 163H191L190 165H192ZM209 163H211V164L208 165ZM108 164L111 165V168H110V165H108ZM124 164L122 163V165H124ZM214 164H215V163H214ZM95 165H96V166H95ZM97 165H99V166H97ZM119 165H120V164H119ZM119 165L116 163L117 168H118ZM128 165H130L131 167L129 168ZM175 165H174V166H175ZM195 165H197V163H195ZM195 165H194V166H195ZM84 166H85V168H86V164H84L83 167H84ZM163 166H165V165H163ZM204 166H203V168H204V172H205V167H207V166H205V167H204ZM211 166H210V167H211ZM224 166H227V163H226V165L224 164ZM224 166H223V167H224ZM94 167H95V169H97V170L93 169ZM119 167H121L120 169H122V170H119V168H118V169L115 168V169H117L118 171L122 172V171L125 170V167H126V166H124V169L122 168L123 166H119ZM137 167H138V168H137ZM143 167H142V169H145L147 166H145V168H143ZM179 167H180L181 170H182V171H181V175H179L180 173L178 172V168H179ZM183 167H184V166H183ZM195 167H196V166H195ZM195 167H192V169L194 170V171L192 170V172L197 171V170H196L197 168L195 169ZM197 167H198V169H200L198 165H197ZM228 167H229V166H228ZM228 167H227V169H228ZM31 168H32V167H31ZM85 168H84V169H85ZM109 168L113 170L112 174H110L111 171L108 173V171L110 170ZM135 168H136V169H135ZM153 168H152V169H153ZM173 168H172V169H173ZM180 168H179V169H180ZM190 168H191V167H190ZM230 168H229V169H230ZM238 168H240L241 170H239ZM68 169H69V168H68ZM82 169H83V168H82ZM89 169H90L91 171H90ZM99 169H101V170H99ZM142 169H141V170H142ZM188 169H189V168H188ZM210 169H211V168H210ZM225 169H226V168H225ZM227 169H226V171H227ZM231 169H230V172H232ZM237 169H238L239 174H240L241 172L244 171L242 174H240V175H242V177L237 173ZM80 170H81V169H79V172H80ZM130 170H128V171H130ZM161 170H162V171H165V170H166L167 172L165 171L164 174H162L163 172H161ZM190 170H191V169H190ZM200 170H201V169H200ZM200 170H199V171H200ZM84 171H85V172H84ZM84 171H82V172H84V173L87 172L86 169H85ZM95 171H97V174H98V173H101V178H100V180L102 179V175L104 174V176H103V178L105 177V179H103L104 181H103V180H102V181L97 180L98 177H100V176L97 175V176H98V177H96V181H97V182H96V181H95V183L93 182V181H94L93 179H95V178H94V177L92 178V176H96V175H95V173H96ZM98 171H99V172H98ZM101 171H102V172H101ZM106 171H107V173H106ZM137 171L134 172V173H136L135 175H136V176H139V177H141V178H143L144 176L142 177V176H140V175H144L145 173L140 172V174L137 175V174L139 173V172H137ZM142 171H143V170H142ZM144 171H145V170H144ZM202 171H203V170H202ZM202 171H200L201 173H200V172H196L195 175L197 176V173L204 174V172H202ZM240 171H241V172H240ZM79 172L77 171V174H78ZM103 172H104V173H103ZM120 172H119V173H120ZM150 172L153 173L155 177H154L153 175H151ZM230 172H229V170H228V171H227V174H228V173H229V174H232V173H230ZM80 173H81V172H80ZM123 173H126V172L124 171ZM127 173H129V172H127ZM130 173H131V178H129V179H131V180H130V182H131V181L133 180L132 178H134V176L132 177V175H134V173H132V171H131ZM130 173H129V174H130ZM141 173H142V174H141ZM209 173H210L209 170H207V174H206V175H208ZM87 174H88V173H87ZM106 174H110V175H106ZM117 174H118V173H117ZM129 174H128V176H130ZM146 174H145V175H146ZM158 174H161L163 178L160 177V176H157ZM165 174H167V175H165ZM168 174H169L170 176H169ZM200 174H198V177L201 176V178H202V175H200ZM211 174H213V171L211 172ZM88 175H89V174H88ZM206 175H205V177H206ZM209 175H210V174H209ZM150 176L153 177V180H152V181H151V179H150V178H151ZM184 176H185V175H184ZM196 176L194 177V179H195V178H198V177H196ZM203 176H204V175H203ZM212 176H213V175H212ZM230 176L233 177V174L230 175ZM123 177H124V178H122V179H125L126 176H123ZM157 177H158V179H156ZM205 177H203V178L205 179ZM207 177H208L209 179H211V178L213 179V178H214V176H213V177L207 176ZM24 178H25V176H24ZM83 178H84V177H83ZM118 178H119V179H118ZM126 178H128V177H126ZM154 178H155V179H154ZM169 178H171V179H174V178L177 179V181H176V182H177L176 186H175V183H172V184H171V182H174V181H170V184H169V182H168V181H169ZM179 178H181V179H179ZM208 178H206V179H208ZM222 178H223V177H222ZM227 178H228V177H227ZM137 179L139 180V178H137ZM137 179H134L133 181L136 182ZM146 179L148 180V177H147V176H146ZM171 179H170V180H171ZM178 179H179V180H178ZM194 179H193V180H194ZM204 179H203V180H204ZM209 179H208V180H209ZM228 179H231V178H228ZM119 180H120V181H119ZM165 180H166L167 183L164 182ZM167 180H168V181H167ZM208 180H204V181H208ZM224 180H225V177H224V179H222L221 181H224ZM236 180H237V179H236ZM236 180H233V181H236ZM89 181H88L87 183L91 184V182H89ZM204 181H203V182H204ZM229 181H230V186L233 184V185H232V189L228 188V185H226L227 182H229ZM229 181L226 180V181H225L226 184H224L223 182H221V183H223V184H221V186L223 185L224 187H227L228 189H230V191L233 190L232 193L235 195V192H234L235 189H234V187L236 188V191H239V189L237 190V188H239V185L237 186V184H236L237 182H231V180H229ZM12 182H13V181H12ZM98 182H103V183H101L102 186L99 185ZM127 182H128V183H127ZM208 182H209V181H208ZM125 183H124V184H125ZM137 183H138V182H136V183H134V184H137ZM164 183H165V184H164ZM182 183H183V185H184V188H185L186 186H187V187H188V186H191L190 188H191L192 190H193V188H195V190H193V191H194V192L196 191L195 194H196V196H197V194H198L197 197L200 196L199 194H200L201 192H203V194L201 193L202 195L200 196V198H202L203 196H207V195H209V196H208V197H203V198H205V199H202L201 201H200L199 198H197V199H199V201L196 200V201H197L196 204L193 205L192 203H193V201H194V200H193L194 197L192 198L193 195H192V196H190V195L193 194L194 192H193L191 189H189V190H191L192 192H191V191H188V192H191V194H188V193L184 192V190H185V189L188 190V188H185L184 190H182V189H183V188H182V186H183ZM204 183H206V182H204ZM204 183H203V186L205 185ZM209 183L213 184V180L210 181ZM209 183H208V186H207V185H205V186L209 187L208 189H211V188H210V187H211V186H210L211 184H209ZM231 183H232V184H231ZM118 184H119V185H118ZM131 184H132V183L128 184L127 187H130L129 185H131ZM149 184H147V186H148ZM173 184H174V185H173ZM206 184H207V183H206ZM258 184H259V183H258ZM260 184H261V182H260ZM10 185H11V186H10ZM12 185H13V184H12L11 182H8V184L5 185L6 188H5V187H2V188H3V189L5 188V192H6L7 190H9V189H7V187L9 186V187L12 188V187L14 186V185H13V186H12ZM57 185H58V184H57ZM71 185H72V183H71ZM121 185H122V186H121ZM150 185H151V184H150ZM159 185H163V186L158 187ZM185 185H186V186H185ZM213 185H215V184H213ZM213 185H212V186H213ZM254 185H255V186H254ZM55 186H56V185H55ZM58 186H59V185H58ZM76 186H72V187H75V188L78 189V190L83 188V187L77 188V187H79V186H77V187H76ZM205 186H204V187H205ZM88 187H87V189H88ZM149 187H150V186H148L147 188H149ZM241 187H242V186H241ZM120 188H122V189L120 190ZM151 188L154 190L153 186L151 185L150 190L148 189L149 192L152 190ZM212 188H213V187H212ZM227 188L224 189V188L221 187V189H220L221 192H219V193L222 194V189H223L224 191H226ZM3 189H2V190H3ZM42 189H43V188H42ZM42 189H41V190H42ZM73 189H74V188H73ZM76 189H75V190H76ZM83 189H86V188H83ZM93 189H91V190H86V191H92ZM255 189H256V190H255ZM41 190H39V191H41ZM75 190H74V194H76L77 192L81 191V190H79V191L77 190V192L75 193ZM122 190H124V191H123L124 193L126 192L125 195H124V193L122 192ZM156 190H154V191H156ZM181 190H182V191H181ZM187 190H186V191H187ZM212 190H213V189H212ZM245 190H246V189H245ZM262 190H263V191H262ZM3 191H4V190H3ZM11 191H13V188H12V190H10V192H11ZM84 191H85V190H84ZM86 191H85V192L82 191V193H83V194H84V193L86 194ZM180 191H181V193H180ZM197 191H201V192H200V193H199V192L197 193ZM208 191H207V192H208ZM8 192H9V191H8ZM10 192H9V193H10ZM96 192H97V190H96ZM100 192H99V193H100ZM116 192H118V194H117ZM177 192H178V194H179V193L181 194V195L179 194V197H181L180 199H179L178 195L176 196ZM262 192H263V194H262ZM82 193L79 192V193H77V194H79V195L81 194L80 196H82ZM97 193H98V192H97ZM120 193H121V197L124 195L125 198H126V200H124V196H123L122 198L119 197ZM122 193H123V194H122ZM146 193L149 194L147 191H146ZM151 193H152V192H151ZM213 193H214V192H213ZM224 193H225V194H228V193H231V192L226 191V192H224ZM236 193H237V192H236ZM255 193H259V194L254 195ZM93 194H94V195H93ZM195 194H194V195H195ZM225 194H224V195H225ZM250 194H251V195H250ZM1 195H2V194H1ZM79 195H78V196H79ZM87 195H86V196L84 195L85 198H87ZM186 195H189V196H186ZM231 195H232V194H231ZM78 196H75V197H77L75 200H76L77 202H78V201L80 202V201H81V199H80L81 197L79 196L80 198H78ZM84 196H82V199H84ZM249 196L247 195V198H248ZM9 197H10V194H9ZM18 197H19V196H18ZM20 197H21V196H20ZM174 197H177V198L174 199ZM186 197H187V198H186ZM212 197H213V198H212ZM260 197H261V198H260ZM10 198H12V197H10ZM90 198H91V197H90ZM92 198H93V197H92ZM99 198H100V199H99ZM118 198H121L122 200L120 201V199H119V201H117ZM195 198H196V197H195ZM249 198H250V197H249ZM253 198H254V197H253ZM7 199H8V198H7ZM14 199H15V198H14ZM78 199H79V200H78ZM93 199H94V198H93ZM93 199H90V200H91V203H90V204L94 203V201L92 202ZM176 199H179V200L182 199V200H181V202H180V201H178V200H176ZM9 200H10V199H9ZM9 200H8V201H9ZM84 200H87V199H84ZM84 200H82L83 202H80V203H83V204L86 203V204H85V207H86V206L88 205V202H87V201H84ZM97 200L95 199V201H97ZM123 200H124V201H123ZM175 200H176V201H175ZM188 200H187V201H188ZM250 200H254V199L250 198L249 201H250ZM10 201H11V200H10ZM20 201H21V200H19V203H17V202H18V198H17V202H14L16 205H17V204H20V205H17V207H15V211L13 210V211H14L13 214H16V213H17V212H16V209H18V210L20 209V208H18V207H23V204L26 203V202H25V203H22V202H20ZM22 201H23V200H22ZM73 201H74V200H73ZM88 201H89V200H88ZM105 201H104V203H105ZM116 201H117L118 203H117ZM136 201H138V199H137ZM136 201H135V203H138V202H136ZM6 202H7V201H6ZM77 202L75 203V205L77 204ZM84 202H85V203H84ZM176 202H177V203H176ZM185 202H186V201H185ZM96 203H97V202H96ZM96 203H94V205H95ZM99 203H101V205H103V206H102L103 208L101 207L102 209H101V208H100V209L104 211V203H102L101 201H99ZM99 203H97L95 206H98ZM116 203H117V204H116ZM173 203H174V204H173ZM227 203H228V205H229V203H231L230 200L227 201ZM227 203H226V205H227ZM7 204H8V202H7L5 205L8 206ZM9 204H10V203H9ZM11 204H13V203H11ZM15 204H13V205H11V206L13 207V206H15ZM21 204H22V205H21ZM73 204H74V203H73ZM73 204H72V205H73ZM83 204H81V205H83ZM90 204H89L87 207H89ZM147 204H148V205L151 204L152 206L147 207ZM217 204H216V205H217ZM3 205H4V204H3ZM5 205H4V206H5ZM94 205L92 204L91 207H89V208H91V209H90L91 212H92V209L95 207ZM99 205H100V204H99ZM116 205H117V207H116ZM123 205H122V206H123ZM128 205H129V204H128ZM174 205H176V206H174ZM196 205H197V206H196ZM216 205H214V207H211V206H210V208H213V210H214ZM228 205H227V206H228ZM231 205H232V204H231ZM231 205H230V207H231ZM4 206H3V207H4ZM6 206H5V207H6ZM79 206H80V204H79ZM79 206H77V205L75 206V207H77L76 209H78V212H79V211H80V212H82V211L84 212V210L87 209V208L84 209V208H85L84 206H83V207H84L83 209H82V207H79ZM92 206H94V207H92ZM132 206H133V207H132ZM187 206H188V205H187ZM3 207H2L1 209H3ZM5 207H4V208H5ZM72 207H73L74 210H75V207H74V206H72ZM98 207H99V206H98ZM174 207L178 210V214H177V215L175 214L176 211L174 212V214H175L176 216H178V218L180 219V220L178 219L177 221H175V220H176L175 215L173 216V214H172L173 212L171 213L172 216L174 217V219H173V220L175 221L174 223L177 224L175 227H173V224H172L173 222L171 221V222L169 223V221H168V219H167L169 216H171V214L169 215L170 211H171L172 209H173L172 211L175 210ZM201 207H202V206H201ZM201 207L198 208V211H196L197 209H195V208H194L195 210H193V208H191V209H192L193 211H195V213H197V212H200V213L205 212V209H204V210L202 209L203 212L199 211V209L201 210ZM228 207H229V206H228ZM7 208H8V207H7ZM89 208H88V209H89ZM96 208H97V207H96ZM96 208H95V209H96ZM130 208H132V211H131ZM157 208H158V209H157ZM188 208H189V207H188ZM188 208L185 207V208H184V211H183L182 209H181V210H182L183 212H186L185 209H188ZM80 209H81L82 211H81ZM95 209H93V210H94V212H93L94 215H96L95 212L97 211V210H95ZM97 209H98V208H97ZM121 209H123V207H121ZM121 209H119L118 212H117L119 215H118L117 213H114V214L112 213V214H113L112 216L114 217V215H115V216L120 217V218L117 217L118 219H123V216H124V215H123V213H121V212H122ZM126 209H125V212H124V213H127V210H126ZM191 209H189V210L192 211ZM11 210H12V209H11ZM101 210H100V211H101ZM112 210H114V211H112ZM154 210H159V211H160V216H159V217L153 215V211H154ZM246 210H247V209H246ZM246 210H245V211H246ZM249 210H250V209H249ZM249 210H247L246 213H248ZM258 210H260V209H258ZM21 211H23V208H22ZM103 211H102V212H103ZM111 211H112V212H111ZM182 211H181V212H182ZM187 211H188V210H187ZM190 211H188V213H189ZM193 211L190 212V213H194ZM209 211H210L211 215H208V216H209V218H208L207 214H210V213H208ZM209 211L205 212L206 214H205V213H203V214H204V216H207L208 219H211L210 216H212V213H213V215L215 216V214H214L215 212H212V210H209ZM214 211H215V210H214ZM251 211H252V210H251ZM261 211H262V210H261ZM75 212H77V211H76V210L73 211V216L75 215V217H76L77 214H78V212H77V214H74ZM83 212H82V213H79V214H78V217H76L77 220H78V219L80 220V222H81L80 215L82 216V215L84 214ZM110 212H111V213H110ZM168 212H169V213H168ZM252 212H253V211H252ZM257 212H259V211H256V212H253V213H254V214H255V213L258 214ZM0 213H1V212H0ZM18 213L21 214L22 212H18ZM88 213H90L89 210H88V212H87V215H88ZM96 213H100V214H101V212H96ZM130 213H128V214H130ZM179 213H180V214H179ZM250 213H251V212H250ZM250 213H249V214H250ZM259 213H260V212H259ZM90 214H91V213H90ZM100 214H97V215H100ZM116 214H117V215H116ZM198 214H199V213H198ZM249 214H248V215H249ZM251 214H252V213H251ZM1 215H2V214H1ZM1 215H0V216H1ZM87 215H86V216H87ZM94 215H92V217H91L90 215H88L91 219H90L89 217H87L88 219H90V223H91V224L96 225V224H98L99 220H101V221L104 220V221L101 222V223H104V224L107 223V222H108L109 224H111L113 221H114V223H115V221H116V222H117V223H116L117 226H115V225L113 224L115 227H117V228L119 227V228L116 229V230L119 231V230H121V229H124L123 232H125L126 229H125V228H122V226H123V227L126 226V224H125V225H122V224H124L123 220H122V222H121V225H122V226H118V224L120 223L119 221H121V220H118V219H117V220H118V221H117L116 219H113V221L111 220L112 222L110 223V222H109V221H110L109 219H111V218H113V217H110V218L107 217L109 221L107 220V222H105L106 217H105V219H104V218L101 219V218H102L101 216H104L103 213L101 214L100 217L97 216L98 218H96ZM167 215H168V217L166 218ZM196 215H197V214H196ZM258 215H259V214H258ZM70 216H71V215H70ZM73 216H72V218H73ZM84 216H85V215H84ZM84 216H83V218H84ZM86 216H85V218H86ZM128 216H129V215H128ZM135 216H134V217H135ZM197 216H200V215H197ZM197 216H195V217H197ZM245 216H247V214H245L244 217H245ZM254 216H255V215H253V216H249V217H254ZM75 217H74V219L76 220ZM129 217L131 218V216H129ZM134 217H133V218H134ZM180 217H182V218H184V219L182 220ZM185 217H187V218L189 217V218L187 219V218H185ZM249 217L247 216V220H248ZM87 218L84 219V221H85L84 223H83V222L80 223V222L77 221V220H76V221H77V222H76V221L73 220V219H71V220L74 221L75 223H78L77 226H79V225L82 224V223H83L82 226H85V227L89 225V227L86 228V229L88 230V229H90L91 224H88V223H89V220H88ZM133 218H131L130 220H132ZM169 218L172 219V217H169ZM198 218H199V217H198ZM198 218H197V219H198ZM201 218H202V217H200V219H201ZM207 218H206V217H205V218H202V220L199 219V220H200V221H198V222H200L199 224H201V222H202L203 220H205V219H206L205 224L207 223L208 225H210V223L213 222V220H216V219H213V220L211 219V220H209V223H208ZM212 218H214V217H212ZM4 219L6 220V218H4ZM97 219H98V222H97L96 224H94V223L96 222L95 220H97ZM128 219H129V218H128ZM193 219H194V220H193ZM245 219H246V218H245ZM257 219H259V218L256 216V220H257ZM71 220H70V221H71ZM86 220H88V221H87L88 223L86 222ZM92 220H94V223H92V222H93ZM133 220L138 221L137 219H133ZM250 220H251V219H250ZM1 221H2V220H1ZM1 221H0V222H1ZM3 221H4V220H3ZM27 221H28V220H27ZM27 221L25 222L26 224H24V225H25V227H27L26 225L28 224V227H27V228H29V226H30L29 224H31L32 222H31V223H27ZM32 221H33L34 223H36V220L34 221V219H32ZM82 221H83V220H82ZM126 221H127V217H126ZM128 221H129V220H128ZM128 221H127V222H128ZM185 221H186L187 223H186ZM68 222H69V221H68ZM74 222H73V223H74ZM190 222H191V223H190ZM6 223H7V220H6L5 224H4V226H6ZM73 223H72V224H73ZM75 223L73 224V226H74V225L76 226ZM85 223H87L88 225H87V224L84 225ZM130 223H132V222H130ZM180 223H181V222H180ZM182 223H181V224H182ZM185 223H186V224H185ZM203 223H204V222H203ZM2 224H3V223H2ZM69 224H71V222H70ZM72 224H71V226H72ZM109 224H107V226H108ZM181 224H179V225H181ZM205 224H204V225H205ZM66 225H67V224H66ZM136 225H131L130 227L133 228L132 226H136ZM193 225L196 226V223L192 224L191 227H194ZM208 225H207V226L205 225V227H208V228H209L210 226H208ZM4 226L2 225L3 229H4ZM32 226L34 227L35 224H33ZM32 226H30V228H33ZM73 226L71 227V229H70L69 226H68L69 228L66 227V229H69V230H68L69 232L67 231L68 233H65V232H64V233H65V234H68V236L71 235L72 232H70V230L73 229ZM77 226H76V230L82 227V226H80V227H77ZM97 226H98V225H96V228H95V227L93 228V226H92L91 228H93V230L90 229V230H88V232H93V233H94V232H97V229H98V228H103V227H105V226H103V225H102V226L100 225L101 227H98V228H97ZM107 226H106V227H107ZM189 226H190V225H189ZM201 226H203V225H201ZM201 226H200V228L203 229V227H201ZM2 227H1V228H2ZM7 227H8V225H7ZM22 227H24V226L21 225V228H20V229H24L23 231H25V230L27 229V228H25V227H24V228H22ZM85 227H84V228H85ZM120 227H121V228H120ZM145 227H148V230H150V231H145ZM172 227H173V228H172ZM196 227H197V226H196ZM205 227H204L203 230L208 229V228H205ZM1 228H0V229H1ZM34 228H36V226H35ZM84 228H82L83 231H84ZM109 228H110V227H108V229H107V228H104V230H106V232H105V231L100 232V229H99L98 232H100V233L97 234V235H95V234L92 235L91 233H89V234H91L92 236L88 235V234H87L88 232L85 233V232H86V230H85L84 233H85V235H86L87 237H89L88 240H86L87 238H86L85 236H83V237L80 238L79 235H81V233H82V235H84V234H83V231L80 229L81 231L78 230L80 234H78V233L75 231V232L77 233V235H75V237H73V236H74V235H73L74 233H73L72 236H71V237H73L74 239H73V238L71 239V237H70V238H68V241H67V242H69V239H71L70 241H73V240H75V239H78V242L80 241V243H81L82 240H84V241H85V240H86V241H89V242H86V241H85L86 243L83 241V242H84V245L89 243V245L92 246V244H94L93 246H95V247H92V250H97V249H99L100 251L97 250V251H99V252H96V253H99V254H100V253L102 252L101 255H102V254H104V255H102V256L100 257L99 254H98V257H99V258L96 257V258H97V259H96V258H94V257H95V256H94L95 254H94V255L92 254V255L94 256L93 259H95L94 262L92 263V262H90V261H91L90 259H92V258L89 257V256H92V255H89L88 258H87L86 255H85V254L82 252V250L80 249V248H83V247H84V248H85V247H88V248H89V246H84L83 244H81V246H83V247L79 246V247H80V248H79V247L77 246L79 249H76V248H75L76 250H73V247L70 246V247L72 248V250H70L71 248L67 245V246H68V249L66 250L65 248H63V247H65V245H64L63 247H61V248L64 249V250H62V251H64V252H62V253H60V254L58 255V256L60 257V264H64V263H66V264H91V263H92V264H107V262L104 260V258H108V259H106V260H110L109 257L113 254V252H112L111 254H109L110 256L105 257V255H108L107 253H109V251H107V250L109 249V247H110L111 245H113L112 247H114V246H115V247H118V246H119V244H118L119 242H120L121 244L124 243V242H122L121 240H119L120 237H119V239H117V238L114 237L115 234H113V232H114L113 227H112L113 232H111L112 229L109 230ZM149 228H150V229H149ZM168 228H170V230H169ZM174 228H178L177 232L175 231V230H176V229H175L174 231H175L176 233L174 232V234H173V233L170 234V232H171ZM185 228H187L188 231L191 230L190 227H187V226H186ZM20 229H19V230H20ZM36 229H37V228H36ZM36 229H32V230H36ZM95 229H96V230H95ZM189 229H190V230H189ZM27 230H28V229H27ZM30 230H31V229H30ZM30 230L27 231V233H30ZM62 230L66 231V230H65V227H63ZM91 230H92V231H91ZM94 230H95V231H94ZM107 230H109V232H108ZM130 230H133V229H130ZM130 230L128 229L127 231H130ZM181 230L184 231V228L181 229ZM197 230H198V228H196V230L194 229V230H192V231H195V232H196ZM210 230H211V229H210ZM210 230H206V231L209 232ZM72 231H73V230H72ZM182 231H181V232H182ZM185 231H187V230H185ZM185 231H184V232H185ZM206 231H203V232L205 233ZM19 232H20V231H19ZM21 232H22V231H21ZM31 232H32V231H31ZM181 232H180V234H181ZM184 232H182V233H184ZM195 232H194V233H195ZM22 233H23V235H24L23 238H25L26 231H25V234H24V232H22ZM114 233H116V232H114ZM119 233H120V232H119ZM131 233H128V232H127L126 234H131ZM186 233H187V232H186ZM194 233L191 232L192 235H193ZM197 233H199V232L197 231ZM178 234H179V232H178ZM178 234H177V236H178ZM180 234H179V235H180ZM191 234H190V232H189V234H187V238H186V239L183 237V239H185V240H183V239L180 240V238H181L182 235H181L180 237H178L177 240H180V241H182V240H183V241H186V240H189V239H190V241L192 242L193 239H194V240L196 239V236H193V237H195V238H193L192 236H190ZM200 234H203V233H201V230H200L199 235H200ZM207 234H208V233H207ZM259 234H261V233H258L257 235H259ZM120 235H121V234H120ZM184 235H186V234H184ZM195 235H196V233H195ZM204 235H206V233H205ZM261 235H262V234H261ZM62 236H65V235H62ZM76 236H79L80 239H79L78 237H76ZM115 236H116V235H115ZM188 236H189V237H188ZM259 236H260V235H259ZM14 237L16 238V237H19V236L15 235ZM65 237H67V236H65ZM175 237H176V235H175ZM198 237H199V236H198ZM8 238L11 239V237H8ZM8 238L6 239V242H7V240H9ZM15 238L13 239V237H12L13 240H15ZM26 238H27V237H26ZM63 238H64V237H63ZM84 238H85V239H84ZM168 238H169V237H168ZM20 239H21V238H20ZM20 239H19V240H20ZM114 239H115V242H114ZM150 239H151V240H150ZM171 239H174V238L171 237ZM148 240H149V241H148ZM152 240H153V241H152ZM158 240H159V241H158ZM10 241H12V240H10ZM16 241H18V239H17ZM76 241H77V240H75V242H76ZM91 241L93 242L92 244L90 243ZM195 241H196V240H195ZM22 242H24V240H22ZM26 242H27V241H26ZM83 242H82V243H83ZM112 242H114V243H112ZM139 242L141 243L140 245H142V242H141V241H139ZM193 242H194V241H193ZM193 242H192V243H193ZM8 243H10V242L8 241ZM13 243L15 244V241H14ZM17 243H18V242H17ZM17 243H16V244H17ZM24 243H25V242H24ZM34 243H35V242H34ZM36 243H37V244H36L37 246H39V245L41 246V244H39V243L37 242V240H36ZM40 243H41V242H40ZM80 243H78V244L80 245ZM0 244H1V248H2L3 241H2V243H0ZM4 244H5V243H4ZM11 244H12V243H11ZM14 244H13V247L15 246ZM21 244H22V243H20V245H21ZM38 244H39V245H38ZM67 244H69V245L72 244V245H73V244H74V241H73V243L70 242V243H67ZM114 244H115V245H114ZM116 244H118V246H116ZM143 244H145V243L143 242ZM17 245H18V244H17ZM36 245L32 246V247H33L32 249L34 250L33 252H35L36 250H37V252H38V249H36ZM47 245H48V244H47ZM76 245H77V243H75V246H76ZM159 245H160V244H159ZM159 245H158V246H159ZM6 246H7V245H6ZM75 246H74V247H75ZM126 246H127V245H126ZM142 246H143V245H142ZM146 246H147V244H146ZM7 247H8V246H7ZM10 247H11L10 249H13V248H12V245H11ZM16 247L18 248V247H20V246H16ZM34 247H35V249H34ZM96 247H97V248H96ZM127 247H128V246H127ZM127 247H125V251H127V250H126ZM155 247H156V246H155ZM1 248H0V249H1ZM37 248H39V247H37ZM66 248H67V247H66ZM69 248H70V249H69ZM93 248H95V249H93ZM158 248H159V247H158ZM6 249H7V248H6ZM39 249H40V248H39ZM111 249H114V250H115V248H111ZM111 249H110V250H111ZM116 249H117V248H116ZM13 250L15 251V249H13ZM60 250H61V249H60ZM114 250H113V251H114ZM129 250H131V249H129ZM7 251H8V250H7ZM7 251H5V255L8 254ZM10 251H12V250H10ZM14 251H12V252H14ZM30 251H32V250H30ZM58 251H59V250H58ZM83 251L85 252V250H83ZM106 251H107V253H106ZM115 251H117V250H115ZM122 251H123V248H122ZM122 251L119 250L120 253H122V254L125 253V254L127 255V253H126L125 251H123V252H122ZM2 252H3V250H2ZM6 252H7V253H6ZM18 252H20V250H18ZM18 252H17V256H18ZM59 252H60V251H59ZM88 252H89V251H88ZM88 252H86L87 255L89 254ZM117 252H118V251H117ZM131 252L134 253L133 251H131ZM10 253H11V252H10ZM20 253H21V252H20ZM92 253H93V252H92ZM105 253H106V254H105ZM132 253L129 252V254H132ZM12 254H13V253H12ZM21 254H22V253H21ZM31 254H32V252H31ZM34 254H35V253H34ZM34 254H32V255H34ZM122 254H121V255H122ZM134 254H135V253H134ZM134 254H132V255H134ZM10 255H11V254H10ZM32 255H31V257H32V261H33V258H34V257H33ZM96 255H97V254H96ZM126 255H125V257H124V255H122L123 257H122V256H119V255H117V256H119V257H121V258H123V259H127V258H126ZM34 256H35V255H34ZM127 256L130 257V255H127ZM261 256H263V254H260V255H259V257H261ZM103 257H104V258H103ZM113 257H114V256H113ZM113 257H112V259H113ZM19 258H21V256H20ZM89 258H90V259H89ZM29 259H30V258H29ZM58 259H59V258H58ZM87 259H88V260H87ZM112 259H111V261H112ZM114 259H115V258H114ZM118 259H119V258H118ZM128 259H129V261H131V260H130L131 258H128ZM89 260H90V261H89ZM120 260H121V259H120ZM29 261H30V260H29ZM32 261H31V262H32ZM129 261H128V264H129ZM108 262H109V263H112L113 261H112V262L108 261ZM120 262H121V264H122V263L125 262V261L121 260V261H119L118 263H120ZM131 262H132V261H131ZM133 262H134V261H133ZM231 262H232V261H231ZM32 264H33V262H32ZM55 264H56V263H55ZM112 264H113V263H112ZM116 264H117V263H116ZM123 264H127V263H123ZM130 264H134V263H130ZM135 264H137V263H135ZM138 264H139V263H138ZM141 264H143V263H141ZM184 264H189V260H187ZM204 264H208V263H204Z\"/></svg>",
    "mask_w": 264,
    "mask_h": 264
}]
</instances>
